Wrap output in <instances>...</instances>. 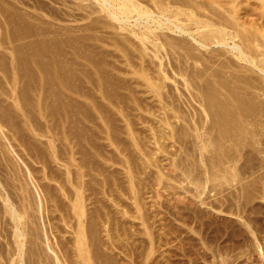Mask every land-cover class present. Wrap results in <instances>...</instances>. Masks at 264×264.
I'll list each match as a JSON object with an SVG mask.
<instances>
[{
    "label": "rangeland",
    "instance_id": "rangeland-1",
    "mask_svg": "<svg viewBox=\"0 0 264 264\" xmlns=\"http://www.w3.org/2000/svg\"><path fill=\"white\" fill-rule=\"evenodd\" d=\"M7 1V0H6ZM11 1H14V2H11ZM10 2H11V4L12 5H10V6H8L7 4H6V2H4V1H2L3 3H1V1H0V5H5V7H6V5H7V7L10 9V8H12V7H14V6H16L15 8H17L16 10H19L18 12H16L15 11V9H13L12 8V10H14V12L10 9L9 10V13H8V15L9 16H11L12 14L14 15L13 17H14V20L16 19H18L16 22H14L15 23V27L13 26V28L15 29L16 28V30H17V32L18 33H24L26 30H27V32H29V34L28 33H25V34H28V36L29 37H26V35H22V37L20 36V34H18L17 32H15V30L13 29V31L15 32V35H17L18 34V36L15 38V39H17L16 40V43H15V45L17 46V48L14 46V43H13V45H11L10 43V45H8V46H10V48H12V46H14L13 48H14V50H15V48H16V52H17V50H19L20 48V50H19V54L18 53H16V55H17V57H19V56H22L21 58L19 57V66H21L22 64V67H20L21 69L19 70L20 72L17 74V76L20 78V79H18V83H17V85H15V89H16V92H12L11 93V91H12V86L14 87V80H13V74H12V76H10L9 75V73H10V71L12 70V68L9 66V65H11V64H9L10 62H9V59L11 60V53H10V51H9V49H5V48H8V46L6 45V46H4L5 45V42L7 41V42H11L12 40L11 39H9V41L7 40V38L5 39V42H4V44L2 43V47L0 48V59H1V62L2 63H4V64H2V63H0L1 65L0 66H3V68H1L0 67V107L1 108H3V109H1L0 108V111H1V113L3 114H5V112L6 113H10V115H12V117H13V121H14V123H15V125L17 126V128H15L14 130H15V142H17V143H15V145L17 146L16 147V151H17V153L20 155V157H22L23 159V161L25 160V162H27V165H30L31 167V169H32V171H33V175L32 176H34V177H32L33 179H35V180H37L36 182L38 183H36V182H34L35 180H33L32 178V180L31 181H33L34 182V185H35V188H34V186H33V182H32V184H30V186H28V187H30V192H31V194H32V196H33V199H32V209L33 210H31L30 212L31 213H33V215H31L30 216V223L33 225H31L32 226V232L33 233H35L36 234V236L35 235H32V237L31 238H29V242H28V244L27 245H29L27 248H29L30 250L28 251V253L30 254H28V253H26V255H27V257H29V258H27L26 257V260H30L29 261V263L28 264H33V262H35L34 264H53V261H51L52 260V252H50L51 250L48 248V246H47V244H46V241L44 240V238H47L46 236H44L45 234H43L44 233V231L46 232V229H47V232H48V236H49V241H50V244H51V246L54 248V249H57V251L60 253V254H62V256H64L65 258L63 259L64 261L66 260L67 262H68V259H69V264L72 262V261H76L75 259H77V256L75 255V252H74V249L72 250V248H74V238L73 237H75V229H74V232H73V227L72 226H74V227H76V225H74L75 224V220L74 219H71L70 218V220L68 219L69 218V216H71V215H69L70 214V212H69V209H70V204H71V202H70V200L68 199L69 197V195H71L70 193H67L66 194V196H65V194L64 193H66L65 191H70V189L72 188L73 190H74V188H73V186H71L72 185V183L73 182H77V180H78V178H79V176H78V169H76V166H77V164L75 165V164H73L74 162L73 161H70V163L72 162V173L74 172L75 173V171L77 172V173H73V175L71 174V177L73 176V178H72V183H70V182H66V177H65V170H66V167H65V165H66V163H67V161L68 160H70V157H68V156H70V155H68V151H67V149H65V143H64V145H63V143H62V141L64 140V139H61V137H62V135L60 134V135H56V137H55V141L56 140H58V141H54L55 142V145H57L56 147H55V150H56V153H57V160H52L53 158H51V150H50V142H49V137H52L53 138V134H52V132H49L48 130L51 128V127H49V126H52L51 124H54V126H59L60 124H59V121L61 120L60 119V115H61V117H62V115L64 114V116H65V113H66V115H69L68 116V118L71 116V114L73 115V113L75 112V111H77L78 113H79V115H80V118H81V116H84V115H86L87 114V110H86V108L84 107V106H77V104H93V103H91V99H94V100H96L97 99V97H99L100 98V95H99V93H98V91L96 90V89H94V82H96L97 83V81L99 80L100 82H102L103 84H106L105 82H107L108 84H109V86L111 85V87H109L108 85H107V87L109 88H107L105 85V88H106V90L108 91V92H111V99L112 100H109V101H111V102H109L108 100H105V99H102V102H101V99L99 100V103L98 104H100V102H101V104H104V102H105V104H107V103H111V104H120L121 102L123 103V104H126L125 106H127V107H125L124 105L122 106V107H124V110L126 111V114L128 113L130 116H131V118H130V116L128 115V117L130 118L129 120L131 121L130 123H131V132H130V130H128V126H127V121L125 120V118L124 117H121L122 115L120 114V112L117 110V109H115V107L113 106V108H111L112 109V111H113V114L111 115V117L113 116L115 119H116V117H117V121H114L113 120V117H112V121L111 122H109L110 121V119L108 118V122H109V125L111 126V129H112V138L110 137V139L112 140V142H111V140H109V138L107 137L106 138V136L105 135H103L104 133H101L100 134V136L99 135H97V134H95V136H96V138L95 137H93V136H91L90 134H91V130H89L88 129V133L86 132L85 133V137H86V139H88V137L89 136H91V137H89V140L87 141L86 139H84L85 141H83V143L84 144H86V146L85 145H83V143H82V145L83 146H79V148H80V152H79V155H76V157H78L81 161H83V160H86V158L88 157V156H90L91 158H92V161H94L93 163H91V160L88 162V160L86 161V163H85V161H83V162H81V161H79V162H81L82 164H83V166H84V168H85V166L87 165V163L89 164V166H90V168L92 167V169H89V168H83L84 170H85V174L87 175L85 178H84V180H85V183L87 184L86 185V188H85V196H86V209L88 208V213H87V217L88 218H90V220H89V224L88 225H91L92 223V225L91 226H93V228L92 229H95L94 231H95V235H96V239H95V245H93V247H94V254L95 255H98V256H100L101 254H102V256H100L99 258H100V261H99V263L100 262H102V263H100V264H230L231 262V264H264V254H263V252H264V220H262V219H264V197H263V192H264V188L262 189L261 188V185H262V183H260V180L259 181H256V179L257 178H253V177H251V175H248V174H250V173H248L246 176V178H248V181L249 180H252V178H253V180H255L256 181V185L258 186V184L260 185V187L259 188H261V189H257V190H259V192H261V193H259V192H257V190H254V189H256L257 188V186H256V188H254L253 187V183L255 182V181H253V182H247L246 183V185L248 184V187H246V188H249V185H252V187L253 188H249V190L250 189H252V191H256V193H259V195L258 194H256V195H258V196H255L254 194V192H252L251 190V192L249 191H245V195H246V197L247 196H250V198L251 199H248V198H246L245 197V195H244V197L243 196H241V194H240V196L238 195V194H236L237 192H239V193H241V191H237V189L235 188V186L237 185V184H239L238 182H235V184H233L234 185V187L232 186V184L230 185V184H228V185H230L231 186V188H233V190H230L231 188H229L228 186V188L225 186V185H227V184H224L223 186L224 187H226V189H227V191L229 192H227L226 194H227V196L230 194V191H231V193L234 191V189H235V192H233L232 194L234 195L235 194V196H237V199H235L236 197H234V196H232L231 194V196L229 195L228 196V198H226V195H225V197H223V195H222V193L223 194H225V192H226V189H224L225 191L224 192H222L223 191V186H221V185H219V189L217 188L218 187V185L217 184H214V183H216L217 181H215V182H211V180H209V182H211L210 184H212V185H214V187L212 188V187H210V184H209V182H207V186L206 187H209L208 189L206 188L205 189V192H204V195L202 196H200L199 198H197V197H193V196H191V195H194L193 193H196V195L195 196H198L197 194H198V191L197 190H195V186L194 185H192V184H189L188 182H186V183H188L189 185H191V186H188V185H186V183L185 182H182V180L184 181L185 180V177L183 176V173L181 174L180 173V171L182 172V170H180V171H176V170H178V169H176V165H177V163L179 162V163H181V159H184L185 160V155H188L187 153H186V151H187V149H186V147H184L185 149H183V151L186 153H182V154H180V156L181 157H178L179 159H180V161L178 160V162L175 160V158H176V153H175V151H176V149L178 148V143L177 142H175L174 141V139H172V138H169V137H167L168 136V134L171 132H169V129L170 128H168V125H166L165 124V122H163L162 123V121H164V119H166V118H164V116H166L167 117V115H165V114H168L169 116H170V119H171V117H172V115H173V118H175L176 117V114H175V112H174V110H171V108H174L175 106H172V105H175V104H177V106L175 107V109H180V110H182V108L180 107V108H177V107H179L180 106V104L182 105V107L184 108L182 111H185L186 110V112L189 114V112L191 111V112H193L194 111V109H196V106L198 107V103L200 104V101L205 97V98H207V95L210 97V95L212 96V94L210 93L209 94V92H212V90L211 89H214V90H216V92H217V90H219V92H217V94L219 95L220 94V89L218 88H212L213 87V85H214V82H212V81H214V79H215V77H216V75L214 76L213 74H224V78H226L227 76H230V75H228V72H226L224 69H220L221 67H223L221 64H220V66H218V64L219 63H217L216 64V62H221V61H219V53H220V50H221V53H222V57H221V59H222V62H225L226 63V59H228V60H231V57H232V59L236 62H234L233 63V66H231L232 67V69H234L233 71H232V69H230V68H225V69H229L230 71H231V73H229V74H232V73H235V72H237V75H239V73H242L243 75H245V73H247L248 71H246V72H244V70H245V68H246V66H247V68H249V67H251L253 70H255V71H249L246 75L247 76H249V74L250 75H252V76H249V77H252V78H254L253 76H255V79H256V82L257 81H259V79H261L260 80V85H261V87L263 88V85H264V73H262L261 71H259V69H257V68H255V67H252L251 65H250V63H248V62H243V61H238L236 58H235V56L233 55V53H231V51H229V47L228 46H225V45H222V47H221V45H213L212 47H211V49H209L208 50V48H210V47H208V48H205L204 49V47H202V46H200L197 42H195V41H193V39H191L189 36H187V35H181V34H178V33H170L171 35L173 34V35H175L177 38L179 37L180 39H182V41L184 40V37H185V41L183 42L184 44L186 43L190 48H189V52L188 51H182L181 49H179V51L178 50H174V49H171L170 50V47H168L167 48V50H165V49H163L162 50V56H161V54H160V56L162 57V60H163V69H164V71L167 73V74H169V78L167 79H164L165 80V82H164V80H163V77L161 78L160 76L162 75V74H164V72L162 71V73H161V71L159 70L160 68H159V64H160V59H158V58H155L154 56H153V52L151 51V50H149V49H145V46L136 38V40L134 41V40H132L131 41V39H135V37L132 35V34H130L128 31H122L121 30V32H120V30H116V29H113L112 28V25H114V23L110 20V24H112V25H110V28L108 27L109 26V24L107 25V27L106 26H104L105 24H107V23H109V20H108V22H106L107 20H104L105 21V23L104 22H102V23H104L103 24V26H102V23H101V21H103L102 20V18H98L99 19V21L100 22H98V23H101L100 25L103 27H101L98 23H97V21H96V24L94 23L95 21L94 20H97L96 18H97V16H99L100 17V15L98 14V15H93V16H91V14L89 13L91 10H89L88 11V9L87 8H85L86 6L88 7V5H89V3H92V1H87L88 3H87V5H86V1L85 2H83V0L81 1V0H56V1H54V0H21V2H19L20 0H11ZM18 1V2H17ZM26 1V2H25ZM28 1V2H27ZM31 1V2H30ZM39 1H41V2H39ZM45 1V2H44ZM50 3H48V2ZM51 1V2H50ZM66 1V2H65ZM74 1H75V3H76V5H75V3H74ZM201 1V0H200ZM203 1V0H202ZM208 2V1H216V3H221V5H225L226 7H228V8H231V7H235L236 6V10H237V15L239 16V20L240 21H242V22H244V23H246L249 27H251V26H255V27H257V28H260V29H264V4H263V2H261V0H235V1H233V0H204V2ZM7 2H9V0L7 1ZM9 2V3H10ZM58 3V4H56V3ZM5 3V4H4ZM17 3V5H15ZM38 4L37 6H35V4ZM45 3V4H44ZM52 3H54V5L52 4ZM84 3V4H83ZM219 3V4H220ZM18 4H20V5H18ZM27 4V5H26ZM40 4L41 5H43V6H40ZM71 4H73V5H71ZM236 4V5H235ZM22 5V6H21ZM32 5V6H31ZM80 5H84V8L86 9L85 11H84V8L81 10L80 8H82L83 6H81L80 7ZM17 6H20V8H18ZM48 6V7H47ZM55 6V7H54ZM66 6H67V8H66ZM76 6H79V7H76ZM2 6H0V8H1ZM5 7L3 8H1L0 10H6L5 9ZM6 7V8H7ZM33 7V8H32ZM47 7V8H46ZM50 7H51V9H50ZM59 7V8H58ZM62 7V8H61ZM65 7V8H64ZM70 7V8H69ZM7 8V9H8ZM28 8V9H27ZM76 8V9H75ZM21 9V10H20ZM23 9V10H22ZM47 9H49V10H47ZM66 9V10H65ZM70 9V10H69ZM72 9V10H71ZM81 10V11H79V10ZM28 12H31V10H32V12L30 13L31 14V16H32V14L33 13H35V14H33L34 16H36V18L34 17V16H32L31 18H33V20H31V18H29V20H31L30 22V25H28V27L27 26H25L24 27V24L23 23H21L22 21H28V17H30L29 16V13H27V11ZM30 10V11H29ZM64 10H65V12H64ZM7 11L8 10H6L5 11V13L4 14H6L7 13ZM12 11V12H11ZM52 11V12H51ZM59 11V12H58ZM68 11H69V14H68ZM75 11V12H74ZM88 13H87V12ZM16 12V14H20L21 12V18H20V20H19V17L17 18V16L18 15H16L15 16V13ZM46 12H48V14H46ZM83 12V13H82ZM24 13H26V14H24ZM52 15H51V14ZM55 13H56V15H55ZM71 13V14H70ZM82 13V14H81ZM84 13H87V14H89V16L87 15V14H85L84 15ZM28 14V15H27ZM61 14V15H60ZM65 14V15H64ZM78 14V15H77ZM80 14V15H79ZM104 14V13H103ZM102 14V15H103ZM25 15H27L26 16V18L23 20V16L25 17ZM39 15V16H38ZM62 15H64V16H62ZM69 15V16H68ZM74 15H76V16H74ZM101 15V16H102ZM105 15V14H104ZM104 15H103V19H108L107 17H105L104 18ZM49 16V17H48ZM51 16V17H50ZM81 18H80V17ZM85 16H87L88 18H86L85 19ZM95 16V17H94ZM12 17V18H13ZM41 17V18H40ZM45 17V18H44ZM47 17V18H46ZM54 17V18H53ZM61 17V18H60ZM64 17V18H63ZM70 17H71V19H70ZM76 17V18H75ZM79 17V18H78ZM83 17H84V19H83ZM41 20H40V19ZM50 18V19H49ZM75 18V19H74ZM90 18V19H89ZM69 21H68V20ZM79 19V20H78ZM82 19V20H81ZM91 19H92V21H91ZM22 20V21H21ZM34 20H35V22H34ZM42 20H43V22H44V24H43V22H42ZM46 22H45V21ZM63 20V22H61ZM89 20V21H88ZM19 21V22H18ZM21 21V22H20ZM24 21V22H25ZM39 21V22H38ZM33 22V23H32ZM53 22V23H52ZM57 22V23H56ZM88 22H89V24H88ZM112 22V23H111ZM13 23V24H14ZM29 24V22H25V24ZM63 23V24H62ZM23 24V25H22ZM32 24H33V26H32ZM42 24V25H41ZM56 24H58V26L56 25ZM69 24V26H67ZM20 25V26H19ZM49 25H50V27H52L51 29H53L52 31H50L49 29H47V28H50L49 27ZM54 25V26H53ZM61 25V26H60ZM63 25V26H62ZM74 26V27H71V26ZM76 25H79L81 28H83V29H81L79 26H76ZM45 26V27H44ZM59 26H60V28H59ZM86 26V27H85ZM95 26V27H94ZM97 26H100V27H97ZM29 27H31V28H29ZM38 27V28H37ZM39 27H41V28H39ZM55 27V28H54ZM64 27H66L67 28V30H66V28H64ZM88 27V28H87ZM89 27H91V28H89ZM97 27V28H96ZM106 27V28H105ZM4 27L2 26V29H3ZM29 30H28V29ZM76 28V29H75ZM87 28V29H86ZM115 28V27H114ZM23 29V30H22ZM25 29V30H24ZM37 31V32H35V30ZM44 29V30H43ZM58 29V30H57ZM60 29V30H59ZM73 31H72V30ZM92 29V31L90 32V30ZM104 29H106L107 30V32L104 30ZM34 32H33V31ZM41 30V31H40ZM69 30V31H68ZM78 30V31H77ZM84 30V31H83ZM114 30V31H113ZM21 31V32H20ZM40 31V32H39ZM48 31V32H47ZM67 31V32H66ZM70 31H72L71 33H70ZM108 31H110V32H108ZM117 31V32H116ZM43 32V33H42ZM59 32V33H58ZM79 34V35H77V33ZM82 32V33H81ZM89 32V34H87ZM98 32V33H97ZM101 32V33H100ZM103 32V33H102ZM115 32V33H114ZM125 32V33H124ZM168 32V31H167ZM34 33V34H33ZM36 33V34H35ZM74 35H73V34ZM85 33V34H84ZM109 33V34H108ZM110 33H112V34H110ZM121 34V36H120V34ZM127 33V34H126ZM4 35H5V33H3ZM2 34V36H4ZM42 34V35H41ZM45 34H47V35H45ZM50 34V35H49ZM55 34V35H54ZM72 36H71V35ZM75 34H76V36H75ZM100 34H102V35H100ZM107 34V35H106ZM115 34V35H114ZM123 34L125 35L124 37H123ZM178 34V35H177ZM7 36H9V34H6ZM6 35L3 37V38H5L6 37ZM37 35V36H36ZM53 35V36H52ZM58 35H61V36H59L58 37ZM66 35V36H65ZM87 35V36H86ZM93 35V36H92ZM98 37H97V36ZM119 35V37H117ZM127 35V36H126ZM130 35V36H129ZM21 37V38H19L18 39V37ZM47 36V38H45V37ZM65 36V37H64ZM72 38H70V37ZM80 36V37H79ZM82 36V37H81ZM85 36V37H84ZM89 36V37H88ZM92 36V37H91ZM110 38H109V37ZM129 36V37H128ZM184 36V37H183ZM23 37H26V40L24 39L23 40ZM31 37V38H30ZM48 37L50 38L49 40H48ZM52 37V38H51ZM64 37V38H63ZM84 37V38H83ZM107 37V38H106ZM112 37H113V39H112ZM117 37V38H116ZM128 39H127V38ZM35 38H37V39H35ZM42 39V41H40L41 43H38L39 42V40H41ZM44 38V39H43ZM57 38V39H56ZM62 38V39H61ZM67 38V39H66ZM75 38V39H74ZM91 38H94V39H91ZM98 38H101V39H105L104 41L103 40H101V39H98ZM121 38V39H120ZM123 38H125V39H123ZM22 39V40H21ZM29 39V40H28ZM48 41H47V40ZM60 39V40H59ZM77 39V40H76ZM78 39H80V40H78ZM84 39H86V40H84ZM88 39V40H87ZM108 41H107V40ZM127 39V40H126ZM162 39H165V37H163ZM187 39V40H186ZM36 40H38V41H36ZM44 40V41H43ZM51 40H53V41H51ZM55 40V41H54ZM57 40V41H56ZM59 40V41H58ZM72 40V41H71ZM92 40V41H91ZM94 40V41H93ZM97 40V41H96ZM114 40V41H113ZM117 40H119L118 42H117ZM122 40V41H121ZM190 40V41H189ZM4 41V40H3ZM3 41H0V43L1 42H3ZM15 41V40H14ZM23 41V42H22ZM29 41V42H28ZM60 41H64V43L63 42H60ZM68 41V42H67ZM78 41V43H79V45H78V43H76ZM80 41V42H79ZM85 41V42H84ZM92 43H91V42ZM98 41H100L99 43H98ZM103 41V42H102ZM117 43H116V42ZM128 41H129V43H128ZM188 41H189V44H188ZM36 42V43H35ZM56 42V43H55ZM59 42V43H58ZM70 42V43H69ZM74 42V43H73ZM90 42V43H89ZM106 42V43H105ZM123 42V43H122ZM137 42V44L139 45H137V44H135ZM21 43V44H20ZM24 43H26L25 45H23ZM47 43H48V45H47ZM52 43H54V44H52ZM72 43V44H71ZM95 43V45L96 44H98V46H95V47H93L94 44ZM111 43V44H110ZM125 43V44H124ZM130 43H132V46H130L131 44ZM191 43V44H190ZM194 43V44H193ZM30 44V45H29ZM33 44V45H32ZM37 44V45H36ZM50 44V45H49ZM60 44V45H59ZM67 44V45H66ZM74 44V45H73ZM88 44V45H87ZM101 44H102V46H103V48H102V46H101ZM104 44V45H103ZM117 44H118V46H117ZM121 44V45H120ZM133 44H134V47L135 46H137V47H135V50H134V48H132L133 47ZM195 44H197V45H195ZM1 45V44H0ZM29 46V48H27L28 46ZM44 45V46H43ZM63 45V46H62ZM68 46V47H66V46ZM71 45V46H70ZM113 45V46H112ZM117 46V48H115L116 46ZM124 45V46H123ZM129 45V46H128ZM141 45V46H140ZM191 45H193V46H191ZM195 45V46H194ZM48 48H47V47ZM51 46V47H50ZM77 46H80L79 48H81V50L77 47ZM87 46V47H86ZM90 46V47H89ZM101 46V47H100ZM127 46V47H126ZM149 46L150 47H152L151 46V44L149 43ZM43 47V48H42ZM56 47V48H55ZM58 47V48H57ZM66 47V48H65ZM71 47V48H70ZM72 47H76V48H74V50L72 49ZM84 48V50H85V52H84V50H83V48ZM97 47V50L95 49ZM99 47V48H98ZM105 47V48H104ZM106 47H108V48H106ZM124 47V48H123ZM130 47L132 48L131 50H130ZM140 47V48H139ZM225 47V48H224ZM13 48H12V52L14 53V51H13ZM39 48V49H38ZM44 49V50H42V49ZM90 48V49H89ZM102 48V49H101ZM115 48V49H114ZM125 48H126V51H125ZM195 48V49H194ZM25 49V50H24ZM29 49V50H28ZM32 51H34V52H32ZM35 49V50H34ZM50 51H49V50ZM51 49L53 50L52 52H51ZM57 49V50H56ZM64 49V50H63ZM66 49V50H65ZM70 49V50H69ZM71 49H72V51H71ZM77 49V54H75V50ZM86 49H88V50H86ZM92 49V50H91ZM106 51H105V50ZM123 49V50H122ZM139 49V50H138ZM145 51V52H147L148 50V54H146L143 50ZM200 49V50H199ZM202 49H204V50H202ZM218 49H220L219 50V52L217 51ZM223 49V50H222ZM2 50V51H1ZM22 50V51H21ZM23 50L25 51V52H23ZM102 50V51H101ZM107 50L108 51H111L110 52V54L112 55H110V54H107V53H109V52H107ZM138 50V51H137ZM142 50V51H141ZM193 50V51H192ZM211 50V51H210ZM225 50H227L228 51V53H227V51H225ZM5 51V52H4ZM44 51V52H43ZM48 51V53H46ZM60 51V52H59ZM64 51H65V53H64ZM81 51V52H80ZM89 53H88V52ZM98 51V52H97ZM117 51H118V53H117ZM130 51V52H129ZM134 51H135V53L137 54L138 53V55H136L135 53H134ZM139 51H140V53H139ZM172 51V52H171ZM190 51H191V53L192 52H195V53H197V56H199L200 57V55L201 54H203V53H205V55L206 56H208V57H211V55H212V57H214V56H217L216 58L218 59L216 62H213V63H215V67L214 66H210L209 64L210 63H206L205 64V62L204 61H201V63L200 62H198V63H193V61H194V59H193V61H192V59L190 58V60H189V57H188V59H187V56H189V54H191L190 53ZM199 51V52H198ZM214 51H216L215 53H214ZM10 53V54H7V53ZM55 52V53H54ZM70 52V53H69ZM73 52H74V54H73ZM83 52H84V54H83ZM91 52V53H90ZM100 52V53H99ZM132 52V53H131ZM165 52V53H164ZM200 52H203V53H201L200 54ZM6 53V54H5ZM27 53H28V55H27ZM62 53V54H61ZM79 53H81L80 55H79ZM87 53V54H86ZM92 53H93V55H92ZM103 53V54H102ZM123 53V55H120V54H122ZM150 53V54H149ZM173 53V54H172ZM185 53H188V55L187 54H185ZM213 53H214V55H213ZM231 53V54H230ZM36 54H38V55H36ZM41 54V55H40ZM47 54V55H46ZM53 54V55H52ZM59 54H60V56H59ZM66 56H65V55ZM67 54H73V55H68L67 56ZM83 54V55H82ZM99 56H97V55ZM100 54V55H99ZM116 54V55H115ZM127 54H129V56L127 55ZM133 54V55H132ZM167 54H169V55H167ZM185 54V55H184ZM199 54V55H198ZM211 54V55H210ZM216 54V55H215ZM29 55H33V56H29ZM40 55V56H39ZM64 56V58H63V56ZM91 57H89V56ZM103 56V58H102V56ZM104 55H108V57L106 58V56H104ZM135 55V56H134ZM142 55V56H141ZM148 55V56H147ZM151 55H152V57H151ZM177 55V56H176ZM195 55V54H194ZM193 54L191 55V56H194ZM204 55V54H203ZM204 55V56H205ZM226 57H225V56ZM30 58H29V57ZM42 56V57H41ZM44 56V57H43ZM53 56H54V58H53ZM77 56H79V57H77ZM82 56V57H81ZM85 56V57H84ZM93 56V57H92ZM111 56V58H109ZM116 56H117V58H116ZM121 58H120V57ZM127 56L129 57V58H127ZM133 56H134V58H133ZM139 56L143 59L144 58V60H146V59H148V58H150V59H148V61H145V62H141L142 60H141V58L139 59ZM173 56V57H172ZM179 56V57H178ZM184 56H186V59H185V57ZM196 56V55H195ZM202 56V55H201ZM10 57V58H9ZM26 57H28L27 59L29 60L28 62H27V60H26ZM70 57V58H69ZM73 57V58H72ZM98 58V59H95V58ZM105 57V58H104ZM113 57V58H112ZM133 58V59H130V58ZM176 57V58H175ZM224 57V58H223ZM229 57V58H228ZM7 58V59H6ZM24 58H25V60H26V62L24 61ZM36 58V59H35ZM40 60H39V59ZM58 58V59H57ZM60 58V59H59ZM62 58V59H61ZM80 58V59H79ZM93 58V59H92ZM100 58V59H99ZM115 58V59H114ZM163 58H165V59H163ZM181 58H184L186 61H184V59H181ZM205 59H206V57H204ZM4 59H5V61H4ZM20 59L23 61L22 63H21V61H20ZM43 59V60H42ZM76 59V60H75ZM85 59V60H84ZM89 59H91V60H93V62L94 63H96L97 65H95V64H91L88 60ZM96 61H95V60ZM102 59V60H101ZM111 59H113V60H111ZM116 59H117V61H116ZM156 59V60H155ZM220 59V60H221ZM8 60V61H7ZM17 60H18V58H17ZM32 60H34V62L32 61ZM52 60V61H51ZM53 60H56V61H53ZM67 60V61H66ZM78 60H80L79 62H78ZM84 60V61H83ZM87 60V61H86ZM100 62H99V61ZM143 60V61H144ZM178 60V61H177ZM225 60V61H224ZM227 60V61H228ZM66 61V62H65ZM71 61V62H70ZM81 61H83V62H81ZM98 61V62H97ZM116 61V62H115ZM130 61V62H129ZM134 61V62H133ZM157 61V62H156ZM165 61H166V63H165ZM174 61V62H173ZM7 62H9V63H7ZM29 62H30V64H29ZM36 62H37V64H36ZM41 64H40V63ZM65 62V63H64ZM69 62V63H68ZM103 62H105V63H103ZM145 64V67L144 68H146V71H148L147 70V67L148 68H150L152 71H150V69H149V76L150 77H154V79L156 78V77H158V78H161L162 80H160V81H162L165 85H163V84H161V82L159 81V79L158 78H156V80H154L153 79V81H156L157 83H159L160 82V84H161V90H160V93L161 94H163V97L162 96H160V95H158V93H156L155 91H153V89L151 88V86L150 85H148V86H150V87H148L147 86V84H148V81L146 82L144 79H145V76H143L142 75V71L141 70H139L138 71V69L140 68V66L142 67V65L140 64ZM152 62H154V63H152ZM177 64H176V63ZM202 62H204L203 64H202ZM230 62V61H229ZM20 63H21V65H20ZM50 63V64H49ZM79 63V64H78ZM87 63V64H86ZM120 63H121V65H120ZM126 64V66H124L125 64ZM129 63V64H128ZM130 63L134 66V69H132V65L131 66H129L130 65ZM135 63V64H134ZM147 63V64H146ZM158 63V64H157ZM189 63V64H188ZM6 64V65H5ZM47 64H49V65H47ZM56 66H55V65ZM61 64V65H60ZM75 64V65H74ZM77 64H78V66H77ZM92 65V67H91V65ZM104 64H106V65H104ZM139 64H140V66H139ZM165 64V65H164ZM181 64V65H180ZM192 64H193V66H194V64H195V66H194V68L195 69H190V71H189V68H191L192 67ZM237 64V65H236ZM35 65V66H34ZM37 65H38V68H37ZM59 65V66H58ZM67 65H70V66H67ZM83 65V66H82ZM86 65V66H85ZM94 65H95V67H94ZM101 65H102V67H101ZM136 65H138L139 67H136ZM157 65V66H156ZM166 65H168V67L166 66ZM183 65V66H182ZM186 67H185V66ZM199 65H200V67H199ZM201 65H209L211 68H209V70L207 71V69H208V67L206 68L205 66H204V68H206V70L203 68L202 69V66ZM236 65V66H235ZM4 66H6V67H8L9 66V68L11 69L10 71H9V69H7V68H5ZM25 66H26V68H25ZM55 66V67H54ZM66 66H67V68H66ZM91 68H90V67ZM114 66H116V67H114ZM147 66V67H146ZM156 66V67H155ZM165 66V67H164ZM188 66V67H187ZM200 69V70H202L201 72H204V71H206V72H204V73H202L201 74V76L202 75H205L206 76V73L207 74H209V72H211V71H213V72H215V68H217L216 70H217V72H215V73H213L212 72V74H209V75H211L210 77H209V75H207L208 77H207V79H206V77H204V76H202L203 77V79H201V80H203V81H205V80H208L209 78L211 79V77H212V81L209 79V85H211L210 86V88L211 89H209V85L207 86V83L206 82H208V81H205V85L208 87H205V85L203 86L202 85V83H204L203 81L202 82H200L201 80L199 79V78H197L198 76H200V73H198V75L195 73L196 72V68L197 67ZM218 66V67H217ZM240 66V67H239ZM245 68H244V67ZM28 67V68H27ZM41 68V71H40V68ZM52 67V68H51ZM69 67V68H68ZM75 67V68H74ZM96 67H98V69H99V73L97 74L96 72H98V71H96V70H98V69H96ZM100 67V68H99ZM135 67H136V69L137 70H135ZM177 67V68H176ZM220 67V68H219ZM234 67V68H233ZM43 68V69H42ZM46 68V69H45ZM58 68V69H57ZM77 68V69H76ZM80 68V69H79ZM87 68H89V69H87ZM106 68V69H105ZM119 68H121V69H119ZM174 68H175V70H174ZM181 70V68L183 69V71L185 70V68H186V70H187V72H193L194 74H195V78H196V81H195V78H193V77H189V74L186 72V70H185V72H183L184 74H182L181 72L182 71H180L179 69ZM197 68V69H198ZM1 69H3L4 71H2ZM7 69V71H9L8 73H7V71L5 72V70ZM25 69V70H24ZM28 69V70H27ZM32 69V70H31ZM34 69V70H33ZM50 69H51V72H50ZM54 69H57L56 70V75L54 74ZM64 69V70H63ZM66 69V70H65ZM72 69V70H71ZM76 69V70H75ZM94 69V70H93ZM100 69H102V70H100ZM110 69L112 70V71H110ZM128 69V70H127ZM132 69V70H131ZM140 69H143V67L142 68H140ZM199 69L197 70L198 72H199ZM244 69V70H243ZM38 70V71H37ZM49 70V71H48ZM62 70V71H61ZM68 70V71H67ZM81 70V71H80ZM86 70H87V72H86ZM93 70V71H92ZM133 70H135V73H136V71H138L139 73H141L140 75L139 74H137V75H135V74H133ZM143 70H145V69H143ZM159 70V71H158ZM219 70H221V71H219ZM226 72V73H224V71ZM228 70V71H229ZM238 70V71H237ZM2 71V72H1ZM39 71L41 72V73H39ZM43 71H45V72H43ZM59 71H60V73H62V74H60L59 73ZM78 71V72H77ZM122 71H123V73H122ZM141 71V72H140ZM154 71V72H153ZM180 71V72H179ZM229 71V72H230ZM239 71H241V72H239ZM36 72L38 73V75H36ZM47 72V73H46ZM71 72V73H70ZM88 72H89V74H88ZM102 72V73H101ZM109 72V73H108ZM151 72L152 73H154V75H152L151 74ZM161 74H160V73ZM179 72V73H178ZM191 72V73H192ZM244 72V73H243ZM250 72H252V73H250ZM255 72V73H254ZM258 72V73H257ZM4 73H7V75L6 74H4ZM11 73H12V71H11ZM10 73V74H11ZM26 75H25V74ZM43 73V75H41ZM44 73H46V74H44ZM69 73V74H68ZM104 73V74H103ZM185 73H187L188 74V77L186 76L187 74H185ZM191 73H190V75H191ZM66 74V75H65ZM84 74H86L87 75V77H86V75H84ZM99 75L98 77H97V75ZM109 74H111V75H109ZM115 74V75H114ZM133 74V75H132ZM156 74V75H155ZM177 74V75H176ZM182 74V75H181ZM194 74H192V75H194ZM226 74V75H225ZM242 74H240L239 76H241ZM10 76V78H8V77H6V76ZM30 75H31V77H30ZM36 77H34V76ZM90 75V76H89ZM95 75H96V78H95ZM114 75V76H113ZM116 75L119 77V78H117L116 77ZM175 75V76H174ZM184 75V76H183ZM217 75V76H218ZM256 75H258V77L256 76ZM263 76V78H262V76ZM40 76H41V78H43V79H41L40 78ZM46 76V77H45ZM51 76H52V78H53V80L51 79L50 80V78H51ZM60 76V77H59ZM71 76V77H70ZM103 77V78H101V77ZM105 76V77H104ZM121 76V77H120ZM138 76H143V78L142 77H138ZM173 76V77H172ZM181 76V77H180ZM214 76V77H213ZM222 76V75H221ZM260 76H261V78H260ZM25 77V78H24ZM45 77V78H44ZM62 77H64L65 79H63ZM68 77H69V80H70V78H71V80L69 81V80H67L68 79ZM75 77V78H74ZM77 77V78H76ZM84 77V78H83ZM89 77V78H88ZM176 77V78H175ZM183 77H185V78H183ZM186 77H187V79H189V83H188V80L186 79ZM201 77V78H202ZM12 78V79H11ZM40 78V79H39ZM62 78V82L63 83H65V84H63L62 82V84L65 86V87H63V85L62 84H60V80L59 79H61ZM86 78L89 80L90 79V83H88L89 81H87L86 80ZM92 78V79H91ZM101 78V79H100ZM137 78V79H136ZM191 78V79H190ZM193 78V79H192ZM222 78H223V76H222ZM259 78V79H258ZM8 79H9V81L10 82H8ZM24 79V80H23ZM34 79V80H33ZM46 79V80H45ZM59 80V82H57L58 80ZM79 79H81V80H79ZM104 79V80H103ZM131 79V80H130ZM173 79V80H172ZM180 80V82H179V80ZM184 79L186 80V83H188V84H186L187 86L188 85H190L193 81V83H195V82H197V83H195L194 84V86L196 87V89H195V87H193L194 89H192L191 88V86H188V87H190L191 88V90L192 91H190L189 90V88L187 87V86H185V83H184ZM198 79V80H197ZM231 78L229 77H227V80H229V81H231L230 80ZM39 80V81H38ZM44 80V85L46 86H43L42 87V85H43V83H42V85H41V88H40V83H41V81H43ZM55 80V81H54ZM73 80V81H72ZM75 80V81H74ZM122 80V81H121ZM193 80V81H192ZM200 80V81H199ZM227 80H226V82H227ZM11 81H12V83L13 84H11ZM67 81V82H66ZM69 81V82H68ZM85 81V82H84ZM86 81H87V83H88V85H87V83H86ZM105 81V82H104ZM110 81V82H109ZM119 81V82H118ZM131 81V82H130ZM135 81V82H134ZM140 81V82H139ZM170 83V85H169V83ZM173 81V82H172ZM192 81V82H191ZM263 81V82H262ZM22 82V83H21ZM30 82V83H29ZM45 82H46V84H45ZM77 82H78V84H77ZM85 84H84V83ZM120 82H122L123 84H129V86L130 87H128V86H126V87H128V88H126L122 83H120ZM138 82V83H137ZM166 82H167V84H166ZM198 82H200L201 83V85L203 86V87H205V88H207V89H205V88H203L201 85V87L200 86H197V85H199L198 84ZM232 82H234V81H231V82H227L228 83V85L229 84H233V86H235L234 85V83H232ZM11 84V87L9 86V84ZM36 83V84H35ZM53 83H55V84H53ZM70 83V84H69ZM131 83V84H130ZM137 83V84H136ZM145 83H147V84H145ZM259 83V82H258ZM262 83V84H261ZM5 84V85H4ZM59 84V85H58ZM67 84H69V86L71 85V87H73V88H71L70 90L68 89V87L69 86H67L66 87V85ZM76 84V85H75ZM133 84V85H132ZM179 84V85H178ZM180 84H181V86H180ZM213 84V85H212ZM38 85V86H37ZM56 85V86H55ZM73 85V86H72ZM75 85V86H74ZM93 86V91L91 90L90 91V86ZM119 85V86H118ZM122 85H123V87H122ZM172 85V86H171ZM174 85V86H173ZM192 85V84H191ZM230 85V86H231ZM34 86V87H33ZM36 86V87H35ZM57 86H59V87H57ZM92 86H91V88H92ZM137 86V87H136ZM140 86V87H139ZM144 86V87H143ZM170 86V87H169ZM178 86V87H177ZM193 86V85H192ZM215 86V85H214ZM8 87H10V88H8ZM29 87V88H28ZM32 87V88H31ZM61 87H63V88H61ZM75 87H76V89H75ZM89 87V88H88ZM117 89H115V88ZM134 87V88H133ZM139 87V88H138ZM146 87V88H145ZM162 87H164V88H162ZM183 87H184V89H183ZM200 87V88H199ZM2 88H5V89H2ZM24 88V89H23ZM43 88V89H42ZM64 88H67V89H64ZM77 88H78V90H77ZM85 88V89H84ZM88 88V89H87ZM124 89V91H123V89ZM140 88H142V89H140ZM144 88V89H143ZM149 88H151V90L155 93V94H157L158 95V97L155 95V94H153V92L152 91H150V89ZM166 88V89H165ZM168 88H171V89H168ZM180 88H182V89H180ZM188 88V89H187ZM197 88H199L201 91H199ZM10 89H11V91H10ZM34 89V90H33ZM46 89V90H45ZM52 89V90H51ZM62 89H64V90H62ZM74 89V90H73ZM87 89V90H86ZM112 89V90H111ZM115 89V91H113ZM133 89H134V91H133ZM140 89V90H139ZM164 89V90H163ZM173 89H175V90H173ZM203 89H205V90H207V95H206V93H204L205 95H203V93H202V91H203ZM252 89V88H251ZM264 89V88H263ZM261 90V94L263 95V91L264 90ZM26 90V91H25ZM48 90V91H47ZM56 90V91H55ZM66 90V91H65ZM95 90H96V92H95ZM111 90V91H110ZM128 90V91H127ZM148 92H147V91ZM169 90H171V94H170V92H169ZM189 90V91H188ZM198 90V92H196V91ZM204 90V92H206ZM211 90V91H210ZM7 91H9L8 93H7ZM15 91V90H14ZM76 91H77V93H76ZM87 91H90V92H87ZM163 91V92H162ZM175 91V92H174ZM184 91H185V93H184ZM244 90H241V92H243ZM2 92H3V94H2ZM5 92V93H4ZM68 92V93H67ZM79 92H82V93H80L79 94ZM85 94H84V93ZM95 92V93H94ZM119 93V95H118V93ZM130 92V93H129ZM192 92H194V93H192ZM195 92H196V95H195ZM202 93V95H200V93ZM214 92V91H213ZM251 92H253V90H251ZM250 92V93H251ZM258 92V93H257ZM7 93V94H6ZM11 93V94H10ZM15 93H16V95H15ZM27 93V94H26ZM40 93V94H39ZM69 93H71L70 95H69ZM90 93V94H89ZM93 93V94H92ZM128 96H126L125 94ZM128 93V94H127ZM145 93V94H144ZM149 93V94H148ZM190 93H192V94H190ZM199 93V97L197 96V94ZM255 93H257L256 94V96L258 95V97H256V98H258V100H259V102H257L258 100L253 96ZM259 93H260V91H256V90H254V94L253 93H251V95H252V97H251V95H250V99H249V96L247 97V95L248 94H246V99H249V101L252 99V98H255V99H252V100H257V101H255V102H257L258 104H263L264 103V96H262V98H261V94L259 95ZM6 96H5V95ZM12 94H14L15 96H17V100H18V104H21V107H18V108H16L17 106H13L12 105V102H13V104L15 103L16 104V102H14V101H16V100H14L15 98V96L14 95H12ZM41 94H42V97H41ZM45 94V95H44ZM60 94V95H59ZM64 94V95H63ZM83 94V95H82ZM94 94H95V96H94ZM96 94H98V95H96ZM117 96H116V95ZM122 94H123V96H122ZM132 94V95H131ZM146 94H148V95H146ZM175 96H174V95ZM193 94L195 95V97L198 99V98H200L201 96L203 97L201 100L199 99V102H198V100L193 96ZM2 95V96H1ZM8 95V96H7ZM12 95V97L10 98V96ZM22 95V96H21ZM27 95V96H26ZM51 95V96H50ZM73 95H75V96H73ZM134 95V96H133ZM135 95H136V97H135ZM150 95V96H149ZM213 95H216V93H213ZM221 95V94H220ZM223 95V94H222ZM222 95L219 97V98H221L222 97ZM225 95H226V93H225ZM225 95H223V96H225ZM26 96V97H25ZM33 96V97H32ZM56 96V97H55ZM77 96V97H76ZM81 96V97H80ZM113 96H114V98H113ZM131 96V97H130ZM139 96V97H138ZM143 96V97H142ZM145 96H147V97H145ZM166 96V97H165ZM193 96V97H192ZM245 96V95H244ZM6 97H7V100H6ZM19 97H21V98H19ZM67 97V98H66ZM70 97V98H69ZM73 97V98H72ZM80 97V98H79ZM94 97H96V99L94 98ZM157 97V98H156ZM159 97H162V98H159ZM9 98V99H8ZM14 98V99H13ZM25 98V99H24ZM45 98V99H44ZM54 98V99H53ZM61 98V99H60ZM82 98L83 99H85V102H84V100H82ZM119 98V99H118ZM135 98V99H134ZM139 98V99H138ZM154 98V99H153ZM170 98V99H169ZM195 98V99H194ZM204 98V99H205ZM4 99V100H3ZM11 99H12V102H11ZM36 99V100H35ZM38 99H39V101H38ZM68 99V100H67ZM74 99V100H73ZM77 99V100H76ZM78 99H80V100H78ZM123 99H124V101H123ZM132 99V100H131ZM137 99V100H136ZM142 99V100H141ZM156 99V100H155ZM163 99V100H162ZM168 99V100H167ZM172 99V100H171ZM179 99V100H178ZM189 99V100H188ZM209 99V98H208ZM207 99V100H208ZM261 99V100H260ZM7 102H6V101ZM48 100V101H47ZM63 100V101H62ZM87 100L89 101V102H87ZM98 100V99H97ZM117 100H118V103H117ZM120 100H122L121 102H120ZM139 100V101H138ZM141 100V101H140ZM150 100V101H149ZM152 100H154V101H152ZM171 100V101H170ZM181 100V101H180ZM186 100H188L187 102H186ZM195 100H196V102H195ZM206 99L205 100H203V102H205V101H207ZM67 101V102H66ZM70 103H69V102ZM115 101H116V103H115ZM126 101V102H125ZM128 101V102H127ZM132 101V102H131ZM137 101V102H136ZM147 101V102H146ZM149 101V102H148ZM167 101H169V102H167ZM177 101V102H176ZM192 101V102H191ZM261 101H263V102H261ZM22 102V103H21ZM27 102V103H26ZM29 102V103H28ZM35 102V103H34ZM52 102V103H51ZM81 102V103H80ZM107 102V103H106ZM129 102H131L132 104H129ZM153 102H156V103H153ZM191 102V103H190ZM198 102V103H197ZM251 102H254V101H251ZM7 103V104H6ZM53 104V105H46V106H42V107H40L39 105H37V104ZM56 103H58V104H66V105H64L63 107H56L55 105H57ZM75 103V104H74ZM121 103V104H122ZM135 103V104H134ZM144 103V104H143ZM166 105H165V104ZM187 104V106H186V104ZM12 105V107H11V105ZM29 104V105H28ZM33 104H34V106H33ZM71 104H74V105H76V106H74V105H71ZM129 104V105H128ZM159 104V105H158ZM178 104H179V106H178ZM191 104V105H190ZM193 104H196L195 106H192ZM32 105V106H31ZM134 107H133V106ZM135 105H137V106H135ZM145 105V106H144ZM149 105V106H148ZM163 105H164V109H163ZM188 105H190V106H192V107H194V109L191 107L190 109L188 108V107H190V106H188ZM71 106V107H70ZM74 106V107H73ZM130 106V107H129ZM151 106V107H150ZM159 106H161V107H159ZM166 106H168V107H166ZM8 107H9V109H8ZM15 107V108H14ZM23 107H24V109H23ZM25 107H26V109H25ZM76 107V108H75ZM77 107H78V110H76L77 109ZM81 107V108H80ZM84 107V108H83ZM139 107V108H138ZM149 107V108H148ZM156 107H157V109H156ZM28 108V109H27ZM50 108V109H49ZM65 108V109H64ZM127 110H129V111H127ZM140 109V110H138V109ZM187 108V109H186ZM14 109H16L15 111H14ZM23 109V110H22ZM45 109H46V111H45ZM48 109V110H47ZM58 109V110H57ZM68 109V110H67ZM72 109V110H71ZM75 109V110H74ZM83 109H85V110H83L84 112H86V113H84V115H81V113H83V111L82 110ZM131 109V110H130ZM147 109H149L151 112H149ZM152 109H155V110H152ZM168 109V110H167ZM191 109H193V110H191ZM197 109H199V108H197ZM10 110V111H9ZM24 110H26L25 112H26V114L28 115V116H24V114H25V112H24ZM39 110V112L37 113L36 111H38ZM43 110V111H42ZM60 110V111H59ZM64 110H67V111H65L64 112ZM80 110L82 111V112H80ZM135 110H137V111H135ZM165 112H164V111ZM166 110H167V112H166ZM187 110H190V111H187ZM200 110V109H199ZM54 111V112H53ZM111 111V112H112ZM118 111V112H117ZM133 111V112H132ZM135 111V112H134ZM139 111H140V113H139ZM144 111H145V113H144ZM153 111V112H152ZM160 111L162 112V113H160ZM168 111H169V113H168ZM173 111V112H172ZM15 112H17L16 114H15ZM71 114H70V113ZM115 112H117V113H115ZM137 112V113H136ZM156 113V115H155V113ZM157 112H159V114L157 113ZM50 113H51V115H50ZM58 113V114H57ZM61 113V114H60ZM125 113V112H124ZM131 113V114H130ZM133 113V114H132ZM154 113V114H153ZM18 114V115H17ZM37 116H36V115ZM116 114V115H115ZM135 114V115H134ZM151 114V115H150ZM21 117H20V116ZM55 117H54V116ZM59 115V116H58ZM118 115H119V117H118ZM147 116V117H144V116ZM152 115H154V116H152ZM159 115H161L162 116V118H161V116H159ZM190 115H191V113H190ZM39 116H41V117H39ZM73 116H75V113H74V115ZM72 116V117H73ZM116 116V117H115ZM139 116V117H138ZM142 116V117H141ZM160 118H158V117ZM168 116V117H169ZM16 117V118H15ZM25 117V118H24ZM28 117V118H27ZM47 117V118H46ZM67 117V116H66ZM133 117V118H132ZM137 118V120H136V118ZM155 117V118H154ZM167 117V118H168ZM29 118H31V119H29ZM34 118V119H33ZM40 118V119H39ZM46 118V119H45ZM53 118H54V120H53ZM124 118V119H123ZM164 118V119H163ZM23 121H22V120ZM38 119V120H37ZM48 119V121H46ZM131 119H133V121L131 120ZM139 119H140V122H138L139 121ZM141 119H142V121L143 122H141ZM144 119V120H143ZM153 121H152V120ZM163 119V120H162ZM169 119V120H170ZM176 119V118H175ZM27 121V123H26V121ZM31 120V121H30ZM52 122H50V121ZM71 120V119H70ZM69 120V121H70ZM150 120V121H149ZM173 120V123H176L178 120H176V122H175V120L174 119H171L170 121H172ZM38 121V122H37ZM41 121H43V123L41 122ZM96 121H99V120H97L96 119ZM114 121V122H113ZM120 121V122H119ZM125 121V122H124ZM147 121V122H146ZM152 121V122H151ZM159 121V122H158ZM19 122V123H18ZM49 122H50V124H49ZM54 122V123H53ZM71 122V125H72V120L70 121ZM84 122V121H83ZM113 122V123H112ZM116 122V123H115ZM118 122V123H117ZM136 122V123H135ZM149 122H150V124H149ZM179 122V121H178ZM181 122H183V121H181ZM39 123V124H38ZM48 123V124H47ZM74 123V122H73ZM95 123H97V122H93V126H96V127H98V125L97 124H99V122L97 123V124H95ZM124 123V124H123ZM157 123V124H156ZM180 123V122H179ZM132 124H133V126H132ZM147 126H146V125ZM153 124V125H152ZM154 124H156V125H154ZM159 124H161V125H159ZM182 124H185V122L184 123H182ZM29 125H31L30 127H29ZM33 125V126H32ZM49 125V126H48ZM81 125V124H80ZM88 125H91L92 126V123L90 122V124H89V122H88ZM145 125V126H144ZM151 125V127H149ZM186 125V124H185ZM184 125V126H185ZM40 126V127H39ZM61 126V125H60ZM59 126V127H60ZM115 126V127H114ZM125 126H127V127H125ZM154 126H157V127H155L154 128ZM32 127V129H29V128H31ZM37 127V128H36ZM80 126H78V128H79ZM161 128L160 130L158 129V128ZM163 127V128H162ZM188 127V126H187ZM49 128V129H48ZM117 128H119V129H117ZM122 128V129H121ZM5 129H6V132L7 133H10V131H8V127H5ZM39 129H41L42 131H40ZM44 129V130H43ZM73 129H76V128H73ZM117 129V130H116ZM145 129V130H144ZM156 129V130H155ZM25 130V131H24ZM37 132H36V131ZM78 130H81V127L78 129ZM149 130H151V131H149ZM162 130V131H161ZM163 130H165L164 132H163ZM17 131V132H16ZM19 131V132H18ZM28 131V132H27ZM35 131V132H34ZM39 131L41 132V134H39ZM119 131V132H118ZM128 131H129V133H128ZM156 131H157V133H156ZM43 132H44V134H43ZM46 132V133H45ZM90 132V133H89ZM117 132V133H116ZM121 132H122V134H121ZM127 132V133H126ZM153 132V133H152ZM161 132V133H160ZM32 133H34V134H32ZM48 133H50V135L51 136H48L49 134ZM114 133V134H113ZM125 133V134H124ZM135 134V136H133L134 134ZM152 135H151V134ZM163 133L164 134H166L167 136L165 137V136H163ZM32 134V135H31ZM48 134V135H47ZM86 134H88L89 136H87ZM128 134V135H127ZM133 134V135H132ZM154 134V135H153ZM161 134H162V136H161ZM40 135H42V136H40ZM103 135V136H102ZM119 135V136H118ZM120 135H122V136H120ZM131 135V136H130ZM147 135V136H146ZM160 135V136H159ZM23 136V137H22ZM34 136V137H33ZM36 136L38 137V138H36ZM47 136V137H46ZM104 136H105V138H104ZM26 137H27V140H26ZM59 137V138H58ZM92 137H93V139H92ZM99 137V138H98ZM103 137V138H102ZM125 137V138H124ZM139 137V138H138ZM162 138V140H161V138ZM23 138V139H22ZM39 138H41V139H39ZM58 138V139H57ZM119 138V139H118ZM129 140H128V139ZM135 138V139H134ZM154 140H153V139ZM165 138V139H164ZM76 139V138H75ZM100 139V140H99ZM103 139V140H102ZM107 139H108V141H107ZM140 139L142 140V142L144 143V144H142V142L140 141ZM157 139V140H156ZM62 140V141H61ZM96 140V141H95ZM124 140V141H123ZM135 140V141H134ZM27 141V142H26ZM60 141V143H62V144H58V142ZM76 141V140H75ZM101 141H103V144H102V142ZM116 141V142H115ZM120 141V142H119ZM126 141V142H125ZM135 143H134V142ZM138 141V142H137ZM154 141V142H153ZM158 141V142H157ZM21 144H20V143ZM39 142H40V144H39ZM44 142V143H43ZM86 142H90L89 144V146L90 147H88V143H86ZM110 142H111V144H110ZM129 142H130V144H129ZM161 142V143H160ZM26 145H25V144ZM38 143V144H37ZM66 143H68V141L66 142ZM81 143V142H80ZM93 144V146H91L92 144ZM138 143V144H137ZM178 145H177V144ZM32 144V145H31ZM123 144V145H122ZM185 144V143H184ZM22 145H23V147H22ZM42 145V146H41ZM96 145V146H95ZM103 145V146H102ZM140 145V146H139ZM20 146V147H19ZM27 146V147H26ZM30 148H29V147ZM40 146V147H39ZM106 146H107V148H106ZM123 146V147H122ZM168 148H167V147ZM176 146H177V148H176ZM185 146V145H184ZM22 147V148H21ZM34 147V148H33ZM59 147H60V149H59ZM87 147V148H86ZM91 147H92V151H93V149H94V151H96L97 152V156L95 155L94 157H92L94 154H96V152H94V154L93 153H89V154H92V156L91 155H89V154H87V152H88V148H89V152H92L90 149H91ZM94 147H96V148H94ZM100 147V148H99ZM103 147V148H102ZM115 147H117V148H115ZM141 147V148H140ZM122 148V149H121ZM192 148H195V152L197 151L196 149H198L197 147H193L192 146ZM25 149V150H24ZM32 149V150H31ZM64 149V150H63ZM86 149V150H85ZM99 149H100V151H99ZM106 149V150H105ZM164 149H167L166 151L164 150ZM57 150H58V152H57ZM102 150V151H101ZM116 152H115V151ZM121 150V151H120ZM141 150V151H140ZM162 150V151H161ZM31 151V152H30ZM34 151H36V152H34ZM42 151H45V152H43V153H41ZM85 151H87V152H85ZM106 151V152H105ZM112 151V152H111ZM174 151V152H173ZM29 152V153H28ZM62 152V153H61ZM84 152V153H83ZM124 152V153H123ZM129 152V153H128ZM161 152V153H160ZM172 152V153H171ZM189 152V151H188ZM194 151H193V149H192V151H191V153H189V156L190 155H193V157L192 156H186V157H189L190 159L192 158H194L195 159V156L196 155H198L197 154V152L195 153V155H194V153H193ZM24 155H22V154ZM48 153V154H47ZM126 153V154H125ZM146 154V155H144V154ZM29 154V155H28ZM31 154V155H30ZM38 154V155H37ZM41 154V155H40ZM59 154H62V155H59ZM70 154V153H69ZM111 154V155H110ZM113 154V155H112ZM185 154V155H184ZM210 153H208L207 155H209ZM212 154V153H211ZM216 154H217V152H216ZM84 155V156H83ZM85 155H88L87 157H85ZM101 155V156H100ZM116 155V156H115ZM123 155V156H122ZM127 155V156H126ZM129 155V156H128ZM141 155V156H140ZM184 155V156H183ZM33 156V157H32ZM50 156V157H49ZM64 156V157H63ZM80 156H82V157H80ZM105 158H104V157ZM108 156V157H107ZM36 159H35V158ZM41 159H40V158ZM49 157V158H48ZM61 157V158H60ZM85 157V158H84ZM89 157V158H90ZM122 157H124V158H122ZM130 157V158H129ZM149 157V158H148ZM151 157V158H150ZM172 157H173V159H172ZM90 158V159H91ZM114 160H112V159ZM126 158V159H125ZM128 158H129V160H128ZM141 158H142V160L144 161H142L141 160ZM144 158V159H143ZM188 158V159H189ZM196 158H197V156H196ZM199 158V159H198ZM198 158H197V161L198 162H195L194 161V159H193V161H194V163H197V164H190V163H193V161H191V160H189L188 161V163L191 165L190 167H192L193 169H195V168H197V170L198 171H196V169L194 170V175L196 176L197 175V173L196 172H199L198 173V175H199V177L201 176L203 179L204 178H208V171H207V169L205 168H203L204 166H202V164L204 165V163L202 162V160H201V158L199 157V155H198ZM260 158H262V155L260 156ZM35 159V160H34ZM43 159V160H42ZM107 159V160H106ZM110 159V160H109ZM132 159V160H131ZM187 159V158H186ZM187 159V160H188ZM14 160L15 161H18V158L16 159V157H14ZM37 160V161H36ZM123 160H124V162L126 163L127 161H125V160H128V162L125 164L124 162H123ZM131 160V161H130ZM173 160H175V161H173ZM183 160V161H184ZM196 160V159H195ZM199 160H201V161H199ZM39 161V162H38ZM108 161H110V162H108ZM153 161V162H152ZM157 161V162H156ZM174 162V163H171V162ZM244 160H242V162H243ZM21 162V161H20ZM31 162V163H30ZM32 162H33V164H32ZM46 162H48V163H46ZM54 162V163H53ZM124 164H123V163ZM130 162H132V163H130ZM148 162V163H147ZM158 162H159V164H158ZM200 162H202V164L200 163ZM42 163V164H41ZM46 163V164H45ZM78 163V162H77ZM84 163L86 164V165H84ZM98 163V164H97ZM100 163V164H99ZM104 163V164H103ZM108 163V164H107ZM136 163V164H135ZM176 163V164H175ZM184 163H185V165H187L186 163V161H184L182 164H183V167H185V168H188V166H189V164L187 165V167L186 166H184ZM198 163H199V165L200 166H198ZM34 164H36V165H34ZM46 166H45V165ZM48 164V165H47ZM67 164H69V161H68V163ZM98 166H97V165ZM131 164V165H130ZM138 164V166H136ZM144 164V165H143ZM146 164V165H145ZM173 164V165H172ZM33 165V166H32ZM40 165V166H39ZM50 165V166H49ZM63 165V166H62ZM92 165V166H91ZM108 165V166H107ZM128 165H130V166H128ZM159 166L158 168H157V166ZM175 165V166H174ZM179 165V164H178ZM193 165V166H192ZM195 165V166H194ZM39 166V167H38ZM60 166V167H59ZM95 166V167H94ZM97 166V167H96ZM103 166H104V168H103ZM112 166V167H111ZM126 166V167H125ZM140 166V167H139ZM141 166H142V168H141ZM182 166V165H181ZM3 167H4V165H3ZM22 167H23V165L21 166V169H22ZM46 167V168H45ZM78 167V166H77ZM87 167V166H86ZM100 167V168H99ZM175 167V168H174ZM195 167V168H194ZM199 167V168H198ZM205 170H203L202 168ZM205 167H206V165H205ZM6 167H4L3 168V170L2 171H0L2 174L4 173V171H6L7 172V169H5ZM43 168V169H42ZM65 168V169H64ZM103 168V169H102ZM110 168V169H109ZM113 168L115 169V170H113ZM146 170H145V169ZM5 169V170H4ZM35 169H37V170H35ZM55 169V170H54ZM59 169L61 170V171H59ZM128 169V170H127ZM133 169V170H132ZM138 169V170H137ZM165 169V170H164ZM170 169H172V170H170ZM200 169H202V170H200ZM40 170V171H39ZM87 170V171H86ZM95 170V171H94ZM109 170V171H108ZM125 170H127L128 172H129V170H130V172L128 173L127 171H125ZM263 170H264V168H263ZM42 171V172H41ZM49 171V172H48ZM58 171V172H57ZM63 171H64V173H63ZM89 171V172H88ZM145 171V172H144ZM149 171H150V173H149ZM201 171H202V174H201ZM35 172H37V173H35ZM46 172V173H45ZM56 172H57V176L55 175H53V174H56ZM116 172V173H115ZM118 172V173H117ZM132 172H134V173H132ZM144 172V173H143ZM166 172V173H165ZM203 172H205V174L203 173ZM206 172H207V174H206ZM0 173V181L1 182H3L4 183V185L2 184H0L3 188H4V191H3V188H2V192H4V193H8V192H10V193H12V191L14 192L13 193V195L14 194H16V195H14V197L17 199V202H19L20 204H21V201H22V197L20 196L21 195V191H20V193H18L19 192V190H20V187L18 186L19 184L22 186V183H20L19 182V180H18V184H17V179H15L14 178V181L16 182H13V180H12V176H14V174H12V176H11V174H10V172H7V173H9V174H7V173H4V175L2 176V174ZM39 173V174H38ZM106 173V174H105ZM108 173V174H107ZM114 173V174H113ZM124 173L126 174V175H124ZM139 175H138V174ZM140 173H142V174H140ZM157 173V174H156ZM178 174L179 173V175H181V176H183V178H181L180 177V179H178V178H176L175 180H174V177H176V176H174L175 174ZM98 174H99V176H98ZM128 174V175H127ZM133 174V175H132ZM160 174V175H159ZM165 174V175H164ZM201 174V175H200ZM50 175V176H49ZM75 175H77V176H75ZM104 175V176H103ZM152 175V176H151ZM204 175H207V177L205 176L204 177ZM4 176H6V177H4ZM24 175H22V177H23ZM45 176H46V178H45ZM130 176V177H129ZM146 176V177H145ZM250 176V177H249ZM9 177V178H8ZM59 178V181H58V178ZM76 177V178H75ZM93 177H94V179H93ZM139 177V178H138ZM143 177V178H142ZM160 177V178H159ZM200 177V178H201ZM4 178V179H3ZM11 178V179H10ZM24 178V177H23ZM64 178V179H63ZM77 179V180H75V179ZM104 178V179H103ZM112 178V179H111ZM127 178V179H126ZM132 178V179H131ZM137 178H138V180H137ZM141 178V179H140ZM147 178V179H146ZM149 178V179H148ZM250 178V179H249ZM10 179V180H9ZM87 179V180H86ZM122 179V180H121ZM163 179V180H162ZM177 179H178V182H177ZM182 179V180H181ZM212 179V178H211ZM30 180H28V182L30 181ZM51 180V181H50ZM61 180V181H60ZM73 180H75V181H73ZM118 180V181H117ZM130 180V181H129ZM135 180V181H134ZM143 180V181H142ZM145 180V181H144ZM181 180V181H180ZM206 181L208 180V179H205ZM258 180V179H257ZM6 181V182H5ZM7 181H8V186H7ZM25 181V180H24ZM41 181V182H40ZM58 181V182H57ZM86 181H88V183L86 182ZM104 181V182H103ZM133 181V182H132ZM136 181H137V183H136ZM138 181H140L139 183H141V184H139L138 183ZM150 181V182H149ZM153 181V182H152ZM155 181H157V182H155ZM179 181H180V183H179ZM10 182V183H9ZM11 182H13V183H11ZM47 182H49V183H47ZM61 182V183H60ZM66 182V183H65ZM106 182V183H105ZM109 182H111V183H109ZM113 182V183H112ZM114 182H116V183H114ZM130 182V183H129ZM132 182V183H131ZM148 182V183H147ZM152 182V183H151ZM155 182V183H154ZM161 182V183H160ZM176 182L179 184H177L176 185ZM36 183V184H35ZM57 183H58V185H57ZM105 183V184H104ZM109 183V184H108ZM135 183V184H134ZM158 183H160V184H158ZM183 183H185V184H183ZM5 184H6V186L8 187V188H6L5 187ZM13 184V185H12ZM17 184V185H16ZM24 184V183H23ZM67 184V185H66ZM108 186H107V185ZM133 184V186H131ZM137 184V185H136ZM139 184V185H138ZM255 184V183H254ZM38 185V186H37ZM47 185V186H46ZM60 185V186H59ZM61 185H62V187H61ZM106 185V186H105ZM120 185H121V187H120ZM175 185V186H174ZM183 185V186H182ZM187 186V188L185 187V186ZM216 185V186H215ZM241 185V184H240ZM12 186H13V188H12ZM14 186H18V188H19V190H17L18 188L16 187H14ZM36 186L37 187H39V190H43L42 191V194H43V201H44V209L43 208H39V206H37V205H39V204H37L38 203V201H36L38 198H36V196L37 195H35V193H37V192H35L36 190ZM64 186H66V188L64 187ZM130 186V187H129ZM139 186V187H138ZM140 186H142V188L140 187ZM145 186V187H144ZM180 188H178V187ZM192 186H194L193 188V192H192ZM44 187V188H43ZM47 187V188H46ZM63 187L65 188V189H67V190H63ZM107 189H106V188ZM184 187H185V189H184ZM188 187H189V189H191L190 191H188L189 189H188ZM220 187L222 188V189H220ZM239 187V189L238 190H240V186H237V188ZM251 187V186H250ZM262 187H264L263 185H262ZM58 188V189H57ZM70 188V189H69ZM105 188V189H104ZM115 188V189H114ZM117 188V189H116ZM144 188V190H142ZM174 188V189H173ZM182 188H183V191H182ZM212 188V189H211ZM217 188V189H216ZM7 189V190H6ZM11 190V191H8V190ZM89 189V190H88ZM103 189L105 190V191H103ZM122 189V190H121ZM133 189V190H132ZM177 189H179V193H178V190ZM187 189V190H186ZM209 189H211V191L209 190ZM59 190V191H58ZM63 190V191H62ZM72 190V191H73ZM175 190V191H174ZM187 192V193H190V194H187L185 191ZM197 191V192H195V191ZM213 190H217L216 192L215 191H213ZM221 190V191H220ZM260 190H262V191H260ZM17 191V192H16ZM46 191V192H45ZM55 191H57V192H55ZM62 191V192H61ZM91 191V192H90ZM110 191H112V192H110ZM218 191H219V195L217 194L218 193ZM44 192V193H43ZM90 193V195H89V193ZM95 192V193H94ZM139 192V193H138ZM142 192V193H141ZM157 192H159V193H157ZM183 192V193H182ZM248 192V193H247ZM52 193V194H51ZM59 193V194H58ZM99 193H101V194H99ZM105 193V194H104ZM174 193H176V194H174ZM186 193V194H185ZM212 195H211V194ZM221 193V194H220ZM250 193V194H249ZM56 194V195H55ZM63 194V195H62ZM88 194V195H87ZM160 194V195H159ZM177 194L179 195V196H177ZM208 194V195H207ZM213 194L216 196V199H217V196L220 198V199H218V200H220V201H216L215 200V196H213ZM243 194V193H242ZM251 194H252V196H254V197H252L251 196ZM263 194V195H262ZM53 196V198L51 197V196ZM93 195V196H92ZM135 195V196H134ZM209 195H210V197H209ZM221 195V196H220ZM12 196V195H11ZM21 198V199H19V197ZM88 196V197H87ZM130 196V197H129ZM181 196H184L183 198L181 197ZM190 196H191V198H190ZM208 196V197H207ZM212 196V197H211ZM260 196V197H259ZM14 197H12L13 198V200L15 199ZM48 197V198H47ZM62 197V198H61ZM67 197V198H66ZM90 197V198H89ZM139 197V198H138ZM177 197H181L180 199L179 198H177ZM207 197V198H206ZM224 198L225 200H227L228 201V203H229V201H230V203L232 202L233 204H235V206L232 204H228L227 203V201H223V204H222V199L221 198ZM229 197H234V198H232V199H230ZM246 198V199H248L249 200V202H247V200L245 199V201H244V199L242 200V199H239V198ZM256 197V198H255ZM259 197V198H258ZM261 197H263V198H261ZM91 198H92V200H91ZM102 198V199H101ZM195 198V199H194ZM201 198V199H200ZM258 198V199H257ZM261 198V199H260ZM0 199H2V198H0ZM16 199L14 200L15 201V203H16ZM18 199L19 200H21V201H18ZM53 199H55V200H57V201H53ZM60 199V200H59ZM65 199H66V202H65ZM88 199H89V201H88ZM122 199V200H121ZM175 199V200H174ZM182 199H183V202H182ZM185 199V200H184ZM192 199V200H191ZM200 199V200H199ZM202 199H204V200H202ZM206 199V200H205ZM230 199V200H229ZM255 200V202H254V204L251 202V201H254ZM48 200V201H47ZM63 200H64V202H63ZM190 200H191V202H190ZM211 200H212V202H211ZM216 201V202H218L217 204L215 203V202H213V201ZM241 200V202L242 201H244V203H247V205H248V208L246 207V204H244V203H241V205L239 204L240 202H238V201H240ZM251 200V201H250ZM2 201V204H4L3 203V200H0V202ZM53 201V202H52ZM91 201V202H90ZM97 201V202H96ZM103 203H102V202ZM105 201V202H104ZM134 201H135V203H134ZM178 201V202H177ZM189 201V202H188ZM201 201V202H200ZM205 203V201H208L206 204H204L203 202ZM234 201H236V203L234 202ZM137 202V203H136ZM180 202V203H179ZM187 202V203H186ZM195 202V203H194ZM220 202V203H219ZM237 202H238V205H237ZM250 202H251V205H250ZM257 202V203H256ZM17 204L16 203V205H20V204ZM52 203V204H51ZM56 203V204H55ZM58 203V204H57ZM60 203H62V204H60ZM68 203H70L69 204V206H68ZM102 203V204H101ZM106 203V204H105ZM162 203H163V205H162ZM185 203V204H184ZM196 203H197V205H196ZM216 204V205H214V206H216V207H212V204ZM227 203V204H226ZM249 203V204H248ZM255 203H256V205L257 204H259V206L257 205V209H256V205H255ZM92 204V205H91ZM142 206H141V205ZM157 204V205H156ZM188 204V205H187ZM192 204V205H191ZM207 204H209V206H207ZM218 204H222L221 205V208H220V206L218 205ZM227 205L228 207L231 205V207H227V209H225L226 207L224 206V205ZM242 204H244L245 206L244 207H246L245 209H246V211L248 212L249 211V207L251 206V207H253V205H254V207H255V210H250V214H249V212L248 213H246V211H245V209L244 208H242L243 206H242ZM139 205V206H138ZM165 205H166V207H165ZM184 205V206H183ZM201 205V206H200ZM203 205V206H202ZM206 205V206H205ZM217 205H218V210H216L215 208H217ZM250 205V206H249ZM1 203H0V209H1ZM55 206V207H54ZM58 208H57V207ZM62 206V207H61ZM93 206V207H92ZM95 206V207H94ZM101 206V207H100ZM156 206V207H155ZM164 206V207H163ZM183 206V207H182ZM188 206H190L189 207V209H188ZM211 206V207H210ZM223 206V207H222ZM233 206H234V208H233ZM241 207L244 211H245V213H242V209L241 208H239V210H237V208L236 207ZM262 206V207H261ZM3 207V206H2ZM105 207V208H104ZM110 209H109V208ZM137 207H140V208H138L137 209ZM144 207V208H143ZM174 207V208H173ZM176 207V208H175ZM178 207V208H177ZM181 207V208H180ZM187 207V208H186ZM196 207V209L198 210V208H199V210L197 211V210H194L193 208H195ZM200 207H201V209H200ZM225 207V208H224ZM251 207H250V209H251ZM254 207L252 208V209H254ZM260 207V208H259ZM103 208V209H102ZM158 208V209H157ZM166 208V209H165ZM180 208V210H181V212H180V210H177V209H179ZM184 208V209H183ZM190 208H192L193 209V211H194V214H193V211H192V209H190ZM223 208V209H222ZM233 208V209H232ZM54 209H56V210H54ZM101 209H102V211H101ZM168 209V210H167ZM173 209V210H172ZM187 209V210H186ZM223 210V212H220V210ZM227 210V212L225 211V210ZM229 209H230V211H229ZM261 209V211L259 212V211H256V210H260ZM38 210L40 211V212H42V213H39L38 212ZM42 210V211H41ZM63 212H62V211ZM68 210V211H67ZM143 210V211H142ZM155 210V211H154ZM171 210V211H170ZM175 210V211H174ZM202 210V211H201ZM204 210V211H203ZM221 210V211H222ZM237 211V212H235V211ZM43 211L45 212L44 213V215H43ZM56 212V213H53V212ZM94 212V213H91V212ZM98 211V212H97ZM155 212V214H154V212ZM160 211V212H159ZM178 211L180 212V214H182V215H179V214H177L178 213ZM189 211V212H188ZM199 214L200 212H201V215H203L205 212H206V215L204 214V216L205 217H202V219L203 220H205V221H203L202 219H201V217L199 216V215H197V213ZM200 211V212H199ZM209 211H210V213H209ZM226 213H225V212ZM229 211V212H228ZM231 211H233V212H235V214H238V215H235L234 214V216L232 215V213H231ZM253 211H255L254 213H255V220L253 219L254 218V216H253ZM263 211V212H262ZM35 212V213H34ZM57 212H59V213H57ZM68 212H69V214H68ZM140 212V213H139ZM143 212V213H142ZM176 212V213H175ZM184 212V213H183ZM203 212V213H202ZM212 212V213H211ZM243 214V216H244V219L246 220L247 219V217L250 219H247L246 221L244 220V219H242L241 218V214ZM259 212V213H258ZM3 213V209L2 210H0V241L1 242H3V243H1L0 242V264H9L10 263V258L12 257L11 256V253H10V248H11V244L13 245V227H12V225H13V222H12V220L9 218V215H4V213ZM52 214V216H51V214ZM61 213H62V215H61ZM64 213V214H63ZM97 213V214H96ZM107 213V214H106ZM123 213V214H122ZM152 213V214H151ZM173 213V214H172ZM196 213V214H195ZM216 214L215 216H218L220 219H218V217H216L215 219L213 218V217H215V216H213L214 214ZM222 213V214H221ZM257 213V214H256ZM41 214V215H40ZM100 214V215H99ZM109 214V215H108ZM146 214V215H145ZM150 214V215H149ZM184 214L187 216V215H190V218L192 219V220H190L189 219V216H188V218L185 216L184 217ZM212 214V215H211ZM219 214H220V216H219ZM231 214V215H230ZM248 214V215H247ZM66 215V216H65ZM107 215V216H106ZM143 215H144V217H143ZM149 215V216H148ZM209 217H208V216ZM210 215L212 216V217H210ZM251 215V218L249 217ZM260 215V216H259ZM4 216H5V218H4ZM62 216V217H61ZM93 216V217H92ZM109 216V217H108ZM156 218H155V217ZM178 216H179V218H178ZM181 216V217H180ZM194 216H195V218H194ZM196 216H199L200 218H199V222H197L196 221V219L198 220V217H196ZM222 216V217H221ZM240 216V217H239ZM247 216V217H246ZM256 216H258V217H256ZM7 217V218H6ZM59 217V218H58ZM63 217H65V218H63ZM98 217V218H97ZM101 217H102V219H101ZM108 217V218H107ZM113 217V218H112ZM149 217V218H148ZM225 217V218H224ZM228 217V218H227ZM4 218V219H3ZM34 218V219H33ZM94 218V219H93ZM117 218V219H116ZM145 218V219H144ZM156 220H155V219ZM176 218V219H175ZM181 218H183V219H181ZM205 218H208V219H205ZM223 218V219H222ZM233 218V220H230V219H232ZM2 219H3V221H2ZM57 220V222H56V220ZM99 219V220H98ZM112 219V220H111ZM178 219H180V220H178ZM189 219V220H188ZM210 219H211V221H210ZM216 219H218V220H222V221H224V224H222L220 221H218V220H216ZM10 220H11V222H10ZM66 220V221H65ZM68 220V221H67ZM98 220V221H97ZM106 220V221H105ZM120 220V221H119ZM186 220V221H185ZM202 221V223H204L205 222V224L209 227V229H208V227H206V225L205 224H202V223H200L201 221ZM207 220H209V222L207 221ZM216 220V222L217 223H214V225L216 224V226L218 227V229L220 228V227H223L224 229H225V232H224V230H223V228L222 229H219L220 231L222 230L223 231V234L221 233V232H219V230L217 231V232H219V237H215V234H218L216 231H215V229L217 230V228H215L214 229V226L212 225L213 224V222ZM228 220V221H227ZM252 220H254V221H252ZM261 220V221H260ZM6 221V222H5ZM36 223V224H34V222ZM59 221V222H58ZM64 221V222H63ZM74 221V222H73ZM94 221V222H93ZM114 221H116V222H114ZM181 221H183V222H181ZM185 221V222H184ZM191 221V222H190ZM197 223H196V222ZM207 221V222H206ZM226 221V222H225ZM230 221V222H229ZM231 221H232V224L235 226L234 228H233V225L231 224ZM238 222V223H236V222ZM248 221H249V223L251 224H248ZM3 223V225H2V223ZM10 222V223H9ZM52 222V223H51ZM55 222V223H54ZM64 224H63V223ZM72 223V224H70V223ZM92 222V223H91ZM99 222V223H98ZM111 222V223H110ZM112 222H114V223H112ZM178 222V223H177ZM220 222V224H222L223 226H220V224H218ZM227 222L228 223H230L231 224V226H232V229H231V226H230V228H229V224H227ZM256 222V223H255ZM261 222H263V223H261ZM4 223H6V224H4ZM68 223H69V225H68ZM117 223V224H116ZM182 224V226H181V224ZM212 223V224H211ZM240 223V224H239ZM67 224V225H66ZM106 224V225H105ZM122 226H121V225ZM186 224V225H185ZM210 224V225H209ZM236 224H239V225H242L243 227H241V226H239V225H236ZM244 224V225H243ZM260 224V225H259ZM9 225V226H8ZM34 225H35V227H34ZM45 225H46V227H45ZM57 227H56V226ZM95 225V226H94ZM97 225H98V228H97ZM112 225V227H110ZM148 225V226H147ZM174 225V226H173ZM180 225V226H179ZM202 225V226H201ZM226 225V226H225ZM228 225V226H227ZM51 226V227H50ZM63 226V227H62ZM68 226V227H67ZM120 226V227H119ZM146 226V227H145ZM189 226V227H188ZM194 226V227H193ZM204 226V227H203ZM210 226H213V227H210ZM215 226V227H216ZM220 226V227H219ZM236 226H237V228H236ZM249 226H251V227H249ZM253 226H255V227H253ZM261 226V227H260ZM3 227V228H2ZM35 229H34V228ZM37 227V228H36ZM173 227H175V228H173ZM182 227V228H181ZM203 227V228H202ZM230 229L229 230V232L230 231H235V232H230V234L228 235L226 232H228V230H226V229H228V228ZM249 227V228H248ZM258 227H259V230H258ZM6 228H8V230L6 229ZM105 228V229H104ZM109 228V229H108ZM118 228V229H117ZM149 228V229H148ZM168 228L170 229V230H168ZM192 228H193V230H192ZM205 228V231L207 232V230H210L211 231V228H213V232L211 231H208V232H210L209 233V236L212 238H210L209 236H208V234H206V233H202V232H204V229ZM236 228V229H235ZM241 228V229H240ZM243 228V229H242ZM257 228V229H256ZM261 228V229H260ZM44 229V230H43ZM50 229V230H49ZM51 229H52V231H51ZM62 229V230H61ZM102 229V230H101ZM124 229V230H123ZM242 233H240V234H238L239 233V231ZM245 229V230H244ZM255 229V230H254ZM108 230H110V231H108ZM149 232H148V231ZM150 230H151V232H150ZM196 230V231H195ZM1 231H2V233H1ZM5 231V232H4ZM60 231V232H59ZM176 231V232H175ZM180 231V232H179ZM245 231V234L243 233ZM252 231H256L255 233H253ZM43 232V233H42ZM47 232H46V234H47ZM55 232V233H54ZM108 232H109V234H108ZM197 232H200V233H197ZM207 232V233H208ZM216 232V233H215ZM236 232H238L237 234H236ZM251 232H252V234H251ZM261 234H260V233ZM6 233V234H5ZM55 235H54V234ZM129 233V234H128ZM172 233H174V234H172ZM263 233V234H262ZM1 234L3 235V236H1ZM11 234V236H9ZM60 234V235H59ZM108 234V235H107ZM178 234V235H177ZM206 234V235H205ZM211 234H214V236L212 235L211 236ZM224 234H225V236H224ZM227 234V235H226ZM234 234H236V237H235V235ZM254 234V235H253ZM260 234V235H259ZM41 235V236H40ZM66 235V236H65ZM103 235V236H102ZM151 235V236H150ZM176 235H177V237H176ZM202 235V236H201ZM204 235V236H203ZM232 235V236H231ZM233 235H234V238H232L233 237ZM237 235H239V236H237ZM240 235H242V237H240ZM245 235V236H244ZM53 236H55V238L53 237ZM69 236H71L70 238H69ZM217 236V235H216ZM228 236V237H227ZM231 236V237H230ZM246 236H248L247 238H246ZM251 236V237H250ZM259 236H261V237H259ZM4 237V238H3ZM9 237H10V240H9ZM38 237V238H37ZM64 237V238H63ZM110 237H112V238H114V239H112V238H110ZM150 237V238H149ZM207 237V238H206ZM238 237V238H237ZM240 237V238H239ZM254 237H257V238H254ZM3 238V239H2ZM98 238V239H97ZM102 238V239H101ZM203 238V239H202ZM263 238V239H262ZM51 239V240H50ZM216 239V240H215ZM230 239V240H229ZM234 239H236V240H234ZM241 239H242V241H241ZM243 239H245V241L243 240ZM247 239H251V240H248L249 242H247L246 240ZM2 240H5V242L4 241H2ZM7 240L11 243H9V242H7ZM32 240H33V242H32ZM67 240V241H66ZM73 240V241H72ZM111 240V241H110ZM113 240V241H112ZM147 240V241H146ZM149 240V241H148ZM233 240V241H232ZM239 240V241H238ZM258 240V241H257ZM36 241V242H35ZM97 241H99V242H97ZM107 241V242H106ZM222 241V242H221ZM237 241V242H236ZM31 242V243H30ZM38 242V243H37ZM70 242V243H69ZM209 242V243H208ZM221 242V243H220ZM236 242V243H235ZM243 242V243H242ZM255 242V243H254ZM4 243H6V244H4ZM9 243V244H8ZM99 243V244H98ZM114 243V244H113ZM152 243H153V245H152ZM219 243H220V245H222V246H220L219 245ZM255 245H254V244ZM259 243L261 244V247H259ZM8 244V246H6ZM41 244V245H40ZM71 244V245H70ZM100 244L103 246H100ZM108 244V245H107ZM112 244V245H111ZM151 246H150V245ZM233 244V245H232ZM252 244V245H251ZM36 245V246H35ZM38 245V246H37ZM65 245V246H64ZM98 245V246H97ZM217 245H218V247H217ZM225 245H227L226 247H225ZM249 245H250V247H249ZM257 245V246H256ZM9 246H10V248H9ZM118 246V247H117ZM214 246V247H213ZM233 246V247H232ZM235 246V247H234ZM3 247V248H2ZM43 247V248H42ZM59 247V248H58ZM109 247V248H108ZM111 247V248H110ZM117 247V248H116ZM222 247V248H221ZM231 247V248H230ZM257 247H259V248H257ZM97 248H99V250L97 251ZM105 250H104V249ZM119 248V249H118ZM209 248H210V250H209ZM214 248V249H213ZM221 249V251H220V249ZM39 249V250H38ZM47 249V250H46ZM112 249V250H111ZM217 249V250H216ZM257 249V250H256ZM260 249V250H259ZM263 249V251H261ZM2 250V251H1ZM36 250V251H35ZM50 250V251H49ZM64 250V251H63ZM108 250V251H107ZM152 250H153V252H152ZM225 250V251H224ZM229 250V251H228ZM233 250V251H232ZM7 251V252H6ZM34 251V252H33ZM98 253H97V252ZM220 251V252H219ZM108 252H110V253H108ZM112 252V253H111ZM150 252H152V253H150ZM219 252V253H218ZM227 254H226V253ZM229 252V253H228ZM262 253V255H261V253ZM3 253V254H2ZM7 253V254H6ZM32 253V254H31ZM34 253V254H33ZM39 253V254H38ZM69 253V254H68ZM223 253H224V255H223ZM72 254V255H71ZM73 254H74V256H73ZM107 254H109V256L107 255ZM216 256H215V255ZM8 255V256H7ZM10 255V256H9ZM34 255V256H33ZM42 255V256H41ZM67 255H69V256H67ZM114 255V256H113ZM150 255V256H149ZM219 255V256H218ZM221 255H223V256H221ZM32 256H33V258H32ZM36 256V257H35ZM40 256V257H39ZM49 256H50V258H49ZM10 257V258H9ZM16 257V256H15ZM43 259H42V258ZM72 257V258H71ZM105 257V258H104ZM109 257H111V258H109ZM3 258H5V259H3ZM41 258V259H40ZM49 258V259H48ZM67 258V259H66ZM113 258V259H112ZM116 260H115V259ZM224 258H226V259H224ZM34 259H36V260H34ZM107 259V260H106ZM32 260H33V262H32ZM38 260H40V261H38ZM45 260H46V262H45ZM50 260V261H49ZM99 260V259H98ZM226 260V261H225ZM227 260H229V261H227ZM6 261V262H5ZM113 261V262H112ZM121 261V262H120ZM142 261H143V263H142ZM48 262H50V263H48ZM72 263V264H76V263ZM115 262V263H114ZM119 262V263H118ZM136 262V263H135ZM214 262V263H213ZM67 263V264H68ZM14 264V263H13ZM15 264H16V261H15Z\"/></svg>",
    "mask_w": 264,
    "mask_h": 264
},
{
    "label": "bare ground",
    "instance_id": "bare-ground-1",
    "mask_svg": "<svg viewBox=\"0 0 264 264\" xmlns=\"http://www.w3.org/2000/svg\"><path fill=\"white\" fill-rule=\"evenodd\" d=\"M1 1V3H3L2 1H4V2H6V4L8 5V6H10V5H12L11 4V2H14V1H11V0H9V2H7L6 0H0ZM32 1V0H31ZM30 1V2H31ZM34 1V0H33ZM52 1V0H51ZM50 1V2H51ZM54 1H56V0H54ZM60 1V0H59ZM67 1V0H66ZM65 1V2H66ZM78 1V0H77ZM82 1V0H81ZM86 1V2H85ZM87 1H92V3H89V5H88V7L86 6L85 8H87L88 9V11L89 10H91L89 13L91 14V16H93V15H100V17L99 16H97V20H94L95 22V24H96V21H97V23L98 22H100L99 21V19L100 18H102V20L103 21H101V23L102 22H104L105 23V21L104 20H107L106 22H108V20H109V23H107V24H105L104 26H106L107 27V25L109 24V28H110V25H112L113 23H114V25H112V28L113 29H116V30H120V32H121V30L122 31H128L130 34H132L134 37H135V39H131V41L132 40H136V38L145 46V49H149V50H151L152 52H153V56L155 57V58H158V59H160L161 61H160V64H159V70L161 71V73H162V71L164 72V74H162L160 77L162 78L163 77V80L164 79H168L169 78V74H167L165 71H164V69H163V60H162V50L163 49H165V50H167V48L168 47H170V50L171 49H174V50H178L179 51V49H181L182 51H188L189 52V46L185 43H183L184 41H185V37H184V40L182 41V39H180L179 37L177 38L175 35H173L174 33L176 34V33H178V34H181V35H187V36H189L191 39H193V41H195V42H197L200 46H202V47H204V49L205 48H208V47H210V48H208V50L209 49H211V47L213 46V45H221V47H222V45H225V46H228L230 49H229V51H231V53H233V55L235 56V58L238 60V61H243V62H248V63H250V65L252 66V67H255V68H257V69H259V71H261L262 73H264V29L262 30V29H260V28H257V27H255V26H251V27H249L246 23H244V22H242V21H240L239 20V16L237 15V10H236V6L234 7H231V8H228V7H226L225 5L223 6V5H221V3L219 4V3H216V1L214 2V1H206V2H204V0L202 1H200V0H83V2H85L86 3V5H87ZM233 1H235V0H233ZM18 2V1H17ZM19 2H21V0L19 1ZM26 2V1H25ZM28 2V1H27ZM39 2H41V1H39ZM45 2V1H44ZM48 2V1H47ZM68 2V1H67ZM236 2V1H235ZM261 2H263V4H264V0H261ZM22 3V2H21ZM49 3V2H48ZM56 3V2H55ZM74 3H75V1H74ZM237 3V2H236ZM5 4V3H4ZM45 4V3H44ZM50 4V3H49ZM53 5H54V3H52ZM56 4H58V3H56ZM84 4V3H83ZM7 5H6V7H7ZM15 5H17V3L15 4ZM18 5H20V4H18ZM27 5V4H26ZM38 4L36 3L35 4V6H37ZM71 5H73V4H71ZM75 5H76V3H75ZM236 5V4H235ZM0 6H2L3 8L5 7V5H0ZM22 6V5H21ZM32 6V5H31ZM40 6H43V5H41L40 4ZM81 6H83L82 8H80L81 10L84 8V5H80V7ZM1 7V8H2ZM5 7V9L6 10H8L7 11V13L6 14H4L5 13V11L6 10H0V41H3V42H1L0 44V46L2 47L3 45H2V43L4 44V42H5V39L7 38V40L9 41V39H11L12 41L10 42H5V45L4 46H6L7 44L8 45H13V43H14V46L17 48V46L15 45V43H16V40L17 39H15L17 36H18V34H20V36L22 37V35H26V37H29L28 36V34H29V32H27V30L24 32V33H18L17 32V30H16V28L14 29L13 28V26L15 25V23L14 22H16L17 20L15 19L14 20V15L12 14L11 16H9L8 15V13H9V10L11 9L12 10V8L13 9H15V11L16 12H18L19 10H16L17 8H15L16 6H14V7H12V8H6ZM18 8H20V6H17ZM38 7V6H37ZM48 7V6H47ZM46 7V8H47ZM55 7V6H54ZM53 7V8H54ZM76 7H79V6H76ZM0 8V9H1ZM33 8V7H32ZM52 8V9H53ZM59 8V7H58ZM62 8V7H61ZM65 8V7H64ZM66 8H67V6H66ZM70 8V7H69ZM84 8V11L86 10ZM28 9V8H27ZM50 9H51V7H50ZM51 9V10H52ZM76 9V8H75ZM21 10V9H20ZM23 10V9H22ZM47 10H49V9H47ZM66 10V9H65ZM65 10H64V12H65ZM70 10V9H69ZM72 10V9H71ZM79 10V9H78ZM81 10H79V11H81ZM13 12H14V10H12ZM11 11V12H12ZM27 11V10H26ZM30 11V10H29ZM16 12L14 13L15 14V16L16 15H18L17 16V18L19 17V20H20V16L22 15L21 13L20 14H16ZM20 12V11H19ZM18 12V13H19ZM31 12H32V10H31ZM31 12H28L27 11V13H29V16L30 17H28L27 15H25V17L23 16L22 18H23V20L26 18V16L28 17L27 19H28V21H25V22H29V24H25V22L24 21H20L21 23H23L24 24V27L25 26H27L28 27V25H30V21L31 20H33V18H31L32 16H34L33 14H35V13H33L32 14V16H31ZM52 12V11H51ZM59 12V11H58ZM75 12V11H74ZM87 12V11H86ZM83 13V12H82ZM81 13V14H82ZM88 13V12H87ZM87 13H84V15L85 14H87ZM105 15H104V14ZM24 14H26V13H24ZM46 14H48V12H46ZM51 14V13H50ZM68 14H69V11H68ZM71 14V13H70ZM104 15V18L105 17H107L108 19H103V15ZM52 15V14H51ZM55 15H56V13H55ZM61 15V14H60ZM65 15V14H64ZM64 15H62V16H64ZM78 15V14H77ZM80 15V14H79ZM88 16H89V14H87ZM102 15V16H101ZM39 16V15H38ZM69 16V15H68ZM74 16H76V15H74ZM13 17V18H12ZM35 18H36V16H34ZM49 17V16H48ZM51 17V16H50ZM80 17V16H79ZM78 17V18H79ZM95 17V16H94ZM29 18H31V20H29ZM41 18V17H40ZM39 18V19H40ZM45 18V17H44ZM47 18V17H46ZM54 18V17H53ZM61 18V17H60ZM64 18V17H63ZM76 18V17H75ZM74 18V19H75ZM81 18V17H80ZM86 18H88L87 16H85V19ZM99 18V19H98ZM50 19V18H49ZM70 19H71V17H70ZM83 19H84V17H83ZM90 19V18H89ZM41 20V19H40ZM68 20V19H67ZM72 20V19H71ZM79 20V19H78ZM82 20V19H81ZM110 20L113 22H111L112 24H110ZM45 21V20H44ZM47 21V20H46ZM45 21V22H46ZM69 21V20H68ZM89 21V20H88ZM91 21H92V19H91ZM19 22V21H18ZM34 22H35V20H34ZM39 22V21H38ZM42 22H43V20H42ZM61 22H63V20L61 21ZM14 23V24H13ZM17 23V22H16ZM33 23V22H32ZM53 23V22H52ZM57 23V22H56ZM101 23H98L99 25L101 24ZM104 23H102V26H103V24ZM22 24V25H23ZM43 24H44V22H43ZM63 24V23H62ZM88 24H89V22H88ZM13 25V26H12ZM42 25V24H41ZM45 25V24H44ZM57 26H58V24H56ZM2 26L4 27L3 29H2ZM20 26V25H19ZM31 26V25H30ZM32 26H33V24H32ZM54 26V25H53ZM61 26V25H60ZM60 26H59V28H60ZM63 26V25H62ZM67 26H69V24L67 25ZM71 26V25H70ZM76 26H79V25H76ZM101 26V25H100ZM100 26H97V27H100ZM101 26V27H102ZM15 27V26H14ZM45 27V26H44ZM49 27H50V25H49ZM71 27H74V26H71ZM80 27V26H79ZM86 27V26H85ZM95 27V26H94ZM96 27V28H97ZM100 27V28H101ZM105 27V28H106ZM107 27V28H108ZM115 27V28H114ZM15 30V32H17L18 34L17 35H15V32L13 31V29ZM29 28H31V27H29ZM38 28V27H37ZM39 28H41V27H39ZM52 27H50V28H47V29H51ZM55 28V27H54ZM64 28H66V27H64ZM81 28V27H80ZM88 28V27H87ZM86 28V29H87ZM89 28H91V27H89ZM103 28V27H102ZM101 28V29H102ZM28 29V28H27ZM76 29V28H75ZM81 29H83V28H81ZM23 30V29H22ZM25 30V29H24ZM29 30V29H28ZM35 30V29H34ZM44 30V29H43ZM53 29H51L50 31H52ZM58 30V29H57ZM60 30V29H59ZM66 30H67V28H66ZM72 30V29H71ZM103 30V29H102ZM106 32H107V30L106 29H104ZM33 31V30H32ZM41 31V30H40ZM39 31V32H40ZM69 31V30H68ZM73 31V30H72ZM72 31H70V33L72 32ZM78 31V30H77ZM84 31V30H83ZM92 31V29L90 30V32ZM114 31V30H113ZM168 31V32H167ZM21 32V31H20ZM34 32V31H33ZM35 32H37L36 30H35ZM48 32V31H47ZM53 32V31H52ZM67 32V31H66ZM93 32V31H92ZM108 32H110V31H108ZM117 32V31H116ZM3 33H5V35L6 34H9V36H7L6 35V37L5 38H3L5 35L3 34ZM25 33H28V34H25ZM43 33V32H42ZM59 33V32H58ZM77 33V32H76ZM79 33V32H78ZM77 33V35H79ZM82 33V32H81ZM98 33V32H97ZM101 33V32H100ZM103 33V32H102ZM115 33V32H114ZM125 33V32H124ZM170 33H173L172 35L170 34ZM2 34L4 35V36H2ZM34 34V33H33ZM36 34V33H35ZM73 34V33H72ZM85 34V33H84ZM87 34H89V32L87 33ZM109 34V33H108ZM110 34H112V33H110ZM120 34V33H119ZM127 34V33H126ZM177 34V35H178ZM42 35V34H41ZM45 35H47V34H45ZM50 35V34H49ZM55 35V34H54ZM71 35V34H70ZM74 35V34H73ZM100 35H102V34H100ZM107 35V34H106ZM115 35V34H114ZM16 36V37H15ZM18 37V39L19 38H21V37ZM37 36V35H36ZM53 36V35H52ZM59 36H61V35H58V37ZM66 36V35H65ZM64 36V37H65ZM72 36V35H71ZM75 36H76V34H75ZM87 36V35H86ZM93 36V35H92ZM91 36V37H92ZM97 36V35H96ZM99 36V35H98ZM97 36V37H98ZM120 36H121V34H120ZM125 35L123 34V37H124ZM127 36V35H126ZM130 36V35H129ZM128 36V37H129ZM26 37H23V40L25 39L26 40ZM45 37V36H44ZM63 37V38H64ZM70 37V36H69ZM77 37V36H76ZM80 37V36H79ZM82 37V36H81ZM85 37V36H84ZM83 37V38H84ZM89 37V36H88ZM109 37V36H108ZM117 37H119V35L117 36ZM116 37V38H117ZM163 37H165V39H162ZM31 38V37H30ZM45 38H47V36L45 37ZM52 38V37H51ZM60 38V37H59ZM71 38V37H70ZM107 38V37H106ZM110 38V37H109ZM127 38V37H126ZM35 39H37V38H35ZM41 39V38H40ZM44 39V38H43ZM50 38L48 37V40H49ZM57 39V38H56ZM62 39V38H61ZM67 39V38H66ZM72 39V38H71ZM75 39V38H74ZM91 39H94V38H91ZM98 39H101V38H98ZM112 39H113V37H112ZM121 39V38H120ZM123 39H125V38H123ZM128 39V38H127ZM126 39V40H127ZM15 40V41H14ZM22 40V39H21ZM29 40V39H28ZM47 40V39H46ZM47 40V41H48ZM60 40V39H59ZM58 40V41H59ZM77 40V39H76ZM78 40H80V39H78ZM84 40H86V39H84ZM88 40V39H87ZM101 40H103V39H101ZM105 40V39H104ZM103 40V41H104ZM107 40V39H106ZM187 40V39H186ZM36 41H38V40H36ZM40 41H42V39L41 40H39V42L38 43H41ZM44 41V40H43ZM51 41H53V40H51ZM55 41V40H54ZM57 41V40H56ZM72 41V40H71ZM81 41V40H80ZM79 41V42H80ZM92 41V40H91ZM90 41V42H91ZM94 41V40H93ZM97 41V40H96ZM102 41V42H103ZM108 41V40H107ZM114 41V40H113ZM119 40H117V42H118ZM122 41V40H121ZM190 41V40H189ZM189 41H188V44H189ZM23 42V41H22ZM29 42V41H28ZM60 42H63L64 43V41H60ZM68 42V41H67ZM85 42V41H84ZM89 42V43H90ZM100 41H98V43H99ZM116 42V41H115ZM116 42V43H117ZM10 43V44H9ZM36 43V42H35ZM56 43V42H55ZM59 43V42H58ZM70 43V42H69ZM74 43V42H73ZM76 43H78V41L76 42ZM92 43V42H91ZM106 43V42H105ZM123 43V42H122ZM128 43H129V41H128ZM149 43L151 44V46L152 47H150L149 46ZM17 44V43H16ZM21 44V43H20ZM26 43H24L23 45H25ZM52 44H54V43H52ZM72 44V43H71ZM111 44V43H110ZM125 44V43H124ZM131 45L130 46H132V43H130ZM135 44H137V42L135 43ZM139 44V43H138ZM137 44V45H138ZM191 44V43H190ZM194 44V43H193ZM7 45V46H8ZM30 45V44H29ZM33 45V44H32ZM37 45V44H36ZM47 45H48V43H47ZM50 45V44H49ZM55 45V44H54ZM60 45V44H59ZM67 45V44H66ZM65 45V46H66ZM74 45V44H73ZM78 45H79V43H78ZM88 45V44H87ZM94 46L93 47H95V46H98V44H96L95 45V43L93 44ZM104 45V44H103ZM121 45V44H120ZM195 45H197V44H195ZM194 45V46H195ZM14 46H12V48L14 47ZM28 46V45H27ZM44 46V45H43ZM63 46V45H62ZM71 46V45H70ZM101 46H102V44H101ZM100 46V47H101ZM113 46V45H112ZM116 46V45H115ZM117 46H118V44H117ZM117 46L115 47V48H117ZM124 46V45H123ZM129 46V45H128ZM139 46V45H138ZM141 46V45H140ZM191 46H193V45H191ZM0 47V48H1ZM47 47V46H46ZM51 47V46H50ZM66 47H68V46H66ZM65 47V48H66ZM78 48L80 47V46H77ZM87 47V46H86ZM90 47V46H89ZM127 47V46H126ZM135 47H137V46H135ZM135 47H134V44H133V47L132 48H134V50H135ZM12 48H10V46H8V48H5V49H9V51H10V53L8 52L7 54H10L11 55V60L9 59V62H7V63H9V64H11V65H9L11 68H12V70L9 68V66L8 67H6V66H4L5 68H7V69H9V71L11 70L12 71V73H11V71H10V73H9V75L10 76H12V74H13V80H14V87L12 86V91H11V89H10V91H11V93L13 92H16V87H15V85H17V83H18V79H20L18 76H17V74L20 72L19 70L21 69L20 67H22V65H21V63L23 62L21 59V57L22 56H19L21 59H20V61H21V63H20V65L21 66H19V57H17V55L19 54V50L21 49H19V50H17V52L15 51L16 50V48H15V50H14V48H13V51H14V53L11 51L12 50ZM27 48H29V46L27 47ZM43 48V47H42ZM41 48V49H42ZM48 48V47H47ZM56 48V47H55ZM58 48V47H57ZM71 48V47H70ZM74 48H76V47H72V49L74 50ZM83 48V47H82ZM99 48V47H98ZM102 48H103V46H102ZM101 48V49H102ZM105 48V47H104ZM106 48H108V47H106ZM114 48V49H115ZM124 48V47H123ZM131 47H130V50L132 49ZM140 48V47H139ZM225 48V47H224ZM11 49V50H10ZM39 49V48H38ZM72 49H71V51H72ZM80 50H81V48H79ZM90 49V48H89ZM96 50H97V47L95 48ZM191 49V48H190ZM195 49V48H194ZM204 49H202V50H204ZM25 50V49H24ZM23 50V52H25ZM29 50V49H28ZM31 50V49H30ZM35 50V49H34ZM42 50H44V49H42ZM49 50V49H48ZM57 50V49H56ZM64 50V49H63ZM66 50V49H65ZM70 50V49H69ZM83 50H84V48H83ZM86 50H88V49H86ZM92 50V49H91ZM105 50V49H104ZM123 50V49H122ZM139 50V49H138ZM137 50V51H138ZM143 50V49H142ZM141 50V51H142ZM148 50V51H149ZM200 50V49H199ZM206 50V49H205ZM219 50L220 49H218L217 51L219 52ZM223 50V49H222ZM2 51V50H1ZM22 51V50H21ZM32 51V50H31ZM50 51V50H49ZM53 50L51 49V52H52ZM82 51V50H81ZM80 51V52H81ZM102 51V50H101ZM106 51V50H105ZM125 51H126V48H125ZM132 51V50H131ZM144 51V50H143ZM146 51V50H145ZM144 51V52H145ZM147 51V52H148ZM193 51V50H192ZM211 51V50H210ZM225 51H227V50H225ZM5 52V51H4ZM32 52H34V51H32ZM44 52V51H43ZM60 52V51H59ZM75 52V54H77L78 52H77V49L74 51ZM74 52H73V54H74ZM77 52V53H76ZM84 52H85V50H84ZM84 52H83V54H84ZM88 52V51H87ZM98 52V51H97ZM107 52H109V53H107V54H110V52L111 51H108L107 50ZM130 52V51H129ZM147 52H145L146 54H148ZM172 52V51H171ZM199 52V51H198ZM216 51H214V53H215ZM16 53H18L17 55H16ZM35 53V52H34ZM46 53H48V51L46 52ZM55 53V52H54ZM64 53H65V51H64ZM70 53V52H69ZM89 53V52H88ZM91 53V52H90ZM100 53V52H99ZM117 53H118V51H117ZM132 53V52H131ZM134 53H135V51H134ZM139 53H140V51H139ZM165 53V52H164ZM190 53H191V51H190ZM201 53H203V52H200V54ZM214 53H213V55H214ZM227 53H228V51H227ZM230 53V54H231ZM6 54V53H5ZM49 54V53H48ZM62 54V53H61ZM73 54H67V56L68 55H73ZM74 54V55H75ZM81 53H79V55H80ZM82 54V55H83ZM87 54V53H86ZM103 54V53H102ZM136 54V53H135ZM150 54V53H149ZM160 54H161V56H160ZM173 54V53H172ZM185 54H187L188 55V53H185ZM184 54V55H185ZM194 55V56H191V55ZM204 55H205V53H203ZM203 54H201L200 55V57L199 56H197V53H195V52H192L191 54H189V56H187V59H188V57H189V60H190V58L192 59V61H193V59H194V61H193V63H198V62H200L201 63V61H204L205 62V64L208 62V63H210L209 65L211 66H214L215 65V63H213V62H216L218 59L216 58L218 55V57L221 59V57L223 56L222 55V53H221V50H220V53L217 55V56H214V57H212V55H211V57H208V56H204ZM27 55H28V53H27ZM36 55H38V54H36ZM41 55V54H40ZM39 55V56H40ZM47 55V54H46ZM53 55V54H52ZM65 55V54H64ZM92 55H93V53H92ZM97 55V54H96ZM100 55V54H99ZM111 55V54H110ZM116 55V54H115ZM120 55H123V53L122 54H120ZM128 56H129V54H127ZM133 55V54H132ZM136 55H138V53L136 54ZM167 55H169V54H167ZM199 55V54H198ZM216 55V54H215ZM29 56H33V55H29ZM28 56V57H29ZM59 56H60V54H59ZM63 56V55H62ZM66 56V55H65ZM89 56V55H88ZM98 56V55H97ZM102 56V55H101ZM104 56H106V55H104ZM112 56V55H111ZM111 56L109 57V58H111ZM124 56V55H123ZM127 56V58H129ZM135 56V55H134ZM134 56H133V58H134ZM142 56V55H141ZM148 56V55H147ZM177 56V55H176ZM225 56V55H224ZM28 57H26V60H27V62L30 60ZM42 57V56H41ZM44 57V56H43ZM77 57H79V56H77ZM82 57V56H81ZM85 57V56H84ZM90 57V56H89ZM93 57V56H92ZM99 57V56H98ZM108 57V55L106 56V58ZM120 57V56H119ZM122 57V56H121ZM120 57V58H121ZM151 57H152V55H151ZM150 57V58H151ZM173 57V56H172ZM179 57V56H178ZM185 57V59H186V56H184ZM204 57H206V59L204 58ZM226 57V56H225ZM10 58V57H9ZM17 58H18V60H17ZM29 60H28V59ZM53 58H54V56H53ZM63 58H64V56H63ZM70 58V57H69ZM73 58V57H72ZM91 58V57H90ZM95 58V57H94ZM102 58H103V56H102ZM105 58V57H104ZM113 58V57H112ZM116 58H117V56H116ZM132 57L130 58V59H133ZM141 57L139 56V59H140ZM150 58H148V59H150ZM153 58V57H152ZM176 58V57H175ZM224 58V57H223ZM229 58V57H228ZM7 59V58H6ZM36 59V58H35ZM39 59V58H38ZM58 59V58H57ZM60 59V58H59ZM62 59V58H61ZM65 59V58H64ZM80 59V58H79ZM93 59V58H92ZM95 59H98V58H95ZM94 59V60H95ZM100 59V58H99ZM115 59V58H114ZM148 59H146V60H144V58L142 59L141 58V62L143 63V62H145V61H148ZM163 59H165V58H163ZM181 59H184V58H181ZM184 59V61H186ZM219 59V61H221V62H216V64L217 63H219L218 64V66H220V64L223 66V67H219L220 69H224L226 72H228V75H230V76H227L228 78L230 77L231 79V81H234V82H232V83H234V85L235 86H233V84L231 85V84H229L228 85V83L229 82H231V81H229V80H227V77L226 78H224V74L222 73V74H213L214 76L216 75V77H215V79H214V81H212L211 79H212V77H211V81L212 82H214V85H213V87L212 88H219L220 89V94L222 95H225V93H226V95L225 96H223L222 95V97L221 98H219L221 95L219 94H217V92H219V90H217V92H216V90H214V89H211L210 88V86L211 85H209L210 83V81H209V79L208 80H205V81H208V82H206L207 83V86L209 87V89H211L212 90V92H209V94L211 93L212 94V96L210 95V97L207 95V86L205 85V81H203V80H201V79H203V77L202 76H204V77H206V79H207V75H209V74H212V72L213 71H211V72H209V74H207L206 73V76L205 75H202L201 76V74L202 73H204V72H206V71H204V72H201L202 70H200L197 66V68L199 69V72L197 71L198 69L196 68V74L198 75V73H200V76H198L197 78H199L200 80V82H204V83H202V85L204 86L205 85V87H207V88H205V87H203L202 85H201V83L200 82H198V84L199 85H197V86H202L203 88H205V89H207V90H205V89H203V91H202V93H203V95H205L204 93H206V95H207V98H205L204 96V98L207 100L208 98V100L207 101H205V102H203V100H205L202 96L200 97V98H196L197 96L199 97V93L197 94V96L195 97V95H196V92H198V90L199 91H201L199 88L201 87H199V88H197L198 90L195 92V95L193 94V96L198 100V102H199V99L201 100L200 101V104L198 103L197 105H198V107L196 106V109H194V107H192V106H195L196 104H193L192 106H190V105H188V106H190V107H188L189 109L192 107L193 109H194V111L193 112H191L190 110H187V111H190L189 112V114L186 112V110L185 111H182L184 108L182 107V105L180 104V106H179V104H178V106L179 107H177V108H182V110H180V109H175V107L177 106V104H175V105H172V106H175L174 108H171V110H174V112H175V114H176V119L175 118H173V115H172V117H171V119H174L175 120V122H176V120H178L176 123H173V120L172 121H170L171 119H170V116L168 115V114H165V115H167V117L166 116H164V118H166V119H164V121H162V123L163 122H165V124L166 125H168V128H170L169 129V134H168V136L166 135V134H164L165 132V130H163V136H167V137H169V138H172V139H174V141L175 142H177L176 144L178 145V148H177V146H176V151H175V153H176V158H175V160L178 162V160L180 161V159L178 158V157H181L180 156V154H182V153H185L184 151L187 149V151H186V153L188 154V155H183L184 157H185V160L184 159H181V163H177V165L175 166L176 167V169H178V170H176V171H180V170H182V172L180 171V173L182 174L183 173V176L185 177V180L183 181L182 179V182H188L189 184H192V185H194V186H192V192H193V189L195 188V190H197L198 191V196H195L196 195V193H193L194 195H191V196H193V197H197V198H199L202 194L204 195V192H205V189L207 188H209V187H206L207 186V182H209V180H211V182L213 181V182H215V181H217L216 183H214V184H217L218 185V189H219V185H221V186H223L224 184H227V185H225L226 187L228 186H230L231 184H232V186L234 187V185L233 184H235V182H238L239 184H235L236 186H235V188L237 189V191H241V193H239V192H235V189H234V191L233 192H235L236 194H238L239 196H240V194H241V196H243L244 197V195L246 194L245 193V191H252V189H250L249 190V188H253L255 185H256V181H259L260 180V183H262V185L264 186V170H263V168H264V103L263 104H258L257 102H259V100H258V98H256V97H258V95L256 96V94L258 93H255L254 94V90H256V91H260V93H259V95L261 94V90L264 88V85H263V88L261 87V85H260V80L261 79H259V81H257L256 82V79H255V76H253L254 78H252V77H249V76H252V75H250L249 74V76H247L246 74L249 72V71H255V70H253L251 67H249V68H247V66H246V68H245V70H244V72H246V71H248L247 73H245V75H243L242 73H239V75L240 74H242L241 76H239V75H237V72H235V73H232V74H229V73H231V71L229 70V69H225V68H230V69H232V67L231 66H233V63L235 62L233 59H232V57H231V60H228V59H226V63L225 62H222V59L220 60ZM26 60H25V58H24V61L26 62ZM40 60V59H39ZM43 60V59H42ZM76 60V59H75ZM85 60V59H84ZM83 60V61H84ZM88 60V59H87ZM86 60V61H87ZM90 60V61H89ZM88 61L93 65V64H95V65H97L96 63H94L93 62V60H91V59H89ZM102 60V59H101ZM111 60H113V59H111ZM134 60V59H133ZM144 60V61H143ZM156 60V59H155ZM228 60V61H227ZM4 61H5V59H4ZM8 61V60H7ZM31 61V60H30ZM33 62H34V60H32ZM52 61V60H51ZM53 61H56V60H53ZM67 61V60H66ZM65 61V62H66ZM80 60H78V62H79ZM83 61H81V62H83ZM96 61V60H95ZM99 61V60H98ZM97 61V62H98ZM116 61H117V59H116ZM115 61V62H116ZM178 61V60H177ZM225 61V60H224ZM230 61V62H229ZM64 62V63H65ZM71 62V61H70ZM100 62V61H99ZM118 62V61H117ZM130 62V61H129ZM134 62V61H133ZM157 62V61H156ZM174 62V61H173ZM204 62H202V64L204 63ZM0 63H2L1 62V59H0ZM40 63V62H39ZM69 63V62H68ZM103 63H105V62H103ZM140 63V62H139ZM152 63H154V62H152ZM165 63H166V61H165ZM176 63V62H175ZM214 65H213V64ZM236 63V62H235ZM2 64H4V63H2ZM29 64H30V62H29ZM36 64H37V62H36ZM41 64V63H40ZM50 64V63H49ZM49 64H47V65H49ZM79 64V63H78ZM78 64H77V66H78ZM87 64V63H86ZM90 64V65H91ZM125 64V63H124ZM129 64V63H128ZM133 64V63H132ZM131 63H130V65L129 66H131L132 65ZM135 64V63H134ZM141 64V63H140ZM140 64H139V66H140ZM147 64V63H146ZM158 64V63H157ZM177 64V63H176ZM189 64V63H188ZM195 64H194V66H195ZM199 64V63H198ZM1 65V64H0ZM6 65V64H5ZM55 65V64H54ZM61 65V64H60ZM75 65V64H74ZM92 65H91V67H92ZM95 65H94V67H95ZM104 65H106V64H104ZM120 65H121V63H120ZM142 65V67H143V69H145V70H143V69H140V68H142L141 66H140V68L138 69V71L139 70H141L140 72L142 73V75L143 76H145V81L147 82L148 81V84L147 83H145V84H147V86L148 85H150L151 86V88L153 89V91H155L156 93H158V95H160V96H162L163 97V94H161L160 93V90H161V84H163V85H165L162 81H160V80H162L161 78H158V77H156V78H158L159 79V81L161 82V84H160V82L159 83H157L156 81L158 80H156V78L154 79V77L152 78V77H150L149 75V69L150 68H148L147 66V70L148 71H146V68H144L145 67V64L143 65V64H141ZM165 65V64H164ZM181 65V64H180ZM208 65V66H209ZM237 65V64H236ZM235 65V66H236ZM35 66V65H34ZM56 66V65H55ZM54 66V67H55ZM59 66V65H58ZM67 66H70V65H67ZM67 66H66V68H67ZM83 66V65H82ZM86 66V65H85ZM98 66V65H97ZM124 66H126V64L124 65ZM138 65H136V67H139ZM157 66V65H156ZM155 66V67H156ZM167 67H168V65H166ZM183 66V65H182ZM185 66V65H184ZM194 66H193V64H192V67L191 68H189V71H190V69H195L194 68ZM202 66V69L204 68V66L206 67L207 65H201ZM207 66V67H208ZM208 67V69H207V71L209 70V68H211V67ZM216 66V65H215ZM214 66V67H215ZM217 66V67H218ZM1 68H3V66H0ZM90 67V66H89ZM90 67V68H91ZM101 67H102V65H101ZM114 67H116V66H114ZM136 67H135V70H137L136 69ZM165 67V66H164ZM186 67V66H185ZM188 67V66H187ZM199 67H200V65H199ZM206 67V68H207ZM225 67V68H224ZM240 67V66H239ZM25 68H26V66H25ZM28 68V67H27ZM37 68H38V65H37ZM40 68V67H39ZM52 68V67H51ZM69 68V67H68ZM75 68V67H74ZM100 68V67H99ZM177 68V67H176ZM206 68H204L205 70H206ZM234 68V67H233ZM7 69L5 70V72L7 71ZM43 69V68H42ZM46 69V68H45ZM58 69V68H57ZM57 69H54V74L56 75V70ZM77 69V68H76ZM75 69V70H76ZM80 69V68H79ZM87 69H89V68H87ZM96 69H98V67H96ZM106 69V68H105ZM119 69H121V68H119ZM132 69H134V66L132 65ZM131 69V70H132ZM179 69V68H178ZM217 68H215V72H217V70H216ZM2 71H4L3 69H1ZM25 70V69H24ZM28 70V69H27ZM32 70V69H31ZM34 70V69H33ZM64 70V69H63ZM66 70V69H65ZM72 70V69H71ZM90 70V69H89ZM94 70V69H93ZM92 70V71H93ZM100 70H102V69H100ZM128 70V69H127ZM135 70H133L134 72H133V74H135V75H137V74H141V73H139L138 71H136V73H135ZM158 70V71H159ZM174 70H175V68H174ZM180 70V69H179ZM185 70H186V68H185ZM185 70L183 71V69L181 68V70L180 71H182L181 73L182 74H184L183 72H185ZM188 70V69H187ZM187 70H186V72H187ZM223 70V71H224ZM230 72H229V71ZM234 69H232V71H233ZM1 71V72H2ZM9 71H7V73L9 72ZM38 71V70H37ZM40 71H41V68H40ZM39 71V73H41ZM49 71V70H48ZM58 71V70H57ZM62 71V70H61ZM68 71V70H67ZM81 71V70H80ZM96 71H98V72H96L97 74L100 72L99 71V69L98 70H96ZM103 71V70H102ZM110 71H112L111 69H110ZM150 71H152L151 69H150ZM179 71V72H180ZM219 71H221V70H219ZM224 71V73H226ZM238 71V70H237ZM43 72H45V71H43ZM50 72H51V69H50ZM78 72V71H77ZM86 72H87V70H86ZM154 72V71H153ZM178 72V73H179ZM192 72V71H191ZM190 72V73H191ZM215 72H213V73H215ZM222 72V71H221ZM239 72H241V71H239ZM243 72V73H244ZM252 72H250V73H252ZM7 73H4V74H6L7 75ZM47 73V72H46ZM46 73H44V74H46ZM59 73H60V71H59ZM71 73V72H70ZM102 73V72H101ZM109 73V72H108ZM122 73H123V71H122ZM160 73V72H159ZM160 73V74H161ZM188 74H189V77H193V78H195V74L192 72L191 73V75H190V73L189 72H187ZM187 73H185V74H187ZM255 73V72H254ZM258 73V72H257ZM25 74V73H24ZM60 74H62V73H60ZM69 74V73H68ZM88 74H89V72H88ZM96 74V75H97ZM104 74V73H103ZM132 74V75H133ZM151 74L152 75H154V73H152L151 72ZM181 74V75H182ZM188 74L186 75L187 77H188ZM192 74H194V75H192ZM5 75V76H6ZM6 76V77H8V78H10V76ZM26 75V74H25ZM36 75H38V73L36 72ZM41 75H43V73L41 74ZM63 75V74H62ZM66 75V74H65ZM84 75H86V74H84ZM96 75H95V78H96ZM100 75V74H99ZM99 75H97V77L99 76ZM109 75H111V74H109ZM115 75V74H114ZM113 75V76H114ZM156 75V74H155ZM177 75V74H176ZM218 75V76H217ZM223 76V78H222V76ZM226 75V74H225ZM34 76V75H33ZM90 76V75H89ZM143 76H138V77H142L143 78ZM175 76V75H174ZM184 76V75H183ZM211 75H209V77H210ZM213 76V77H214ZM257 77H258V75H256ZM262 76V75H261ZM261 76H260V78H261ZM264 76V75H263ZM263 76H262V78H263ZM30 77H31V75H30ZM35 77V76H34ZM46 77V76H45ZM44 77V78H45ZM60 77V76H59ZM71 77V76H70ZM86 77H87V75H86ZM101 77V76H100ZM105 77V76H104ZM116 77L117 78H119L117 75H116ZM121 77V76H120ZM173 77V76H172ZM181 77V76H180ZM187 77H186V79H187ZM202 77V78H201ZM11 78V79H12ZM25 78V77H24ZM36 78V77H35ZM40 78H41V76H40ZM39 78V79H40ZM63 79H65L64 77H62ZM62 78L61 79H59L60 80V84H62L63 82H62ZM75 78V77H74ZM77 78V77H76ZM84 78V77H83ZM89 78V77H88ZM101 78H103V77H101ZM100 78V79H101ZM176 78V77H175ZM183 78H185V77H183ZM192 78V79H193ZM41 79H43V78H41ZM53 80V78H52V76H51V78H50V80ZM92 79V78H91ZM94 79V78H93ZM92 79V80H93ZM137 79V78H136ZM153 79L154 80H156V81H153ZM191 79V78H190ZM264 79V78H263ZM24 80V79H23ZM34 80V79H33ZM46 80V79H45ZM58 80V79H57ZM59 80L57 81V82H59ZM67 80H69V77H68V79ZM70 80H71V78H70ZM69 80V81H70ZM79 80H81V79H79ZM86 80L87 81H89L88 83H90L91 81H90V79L88 80L87 78H86ZM104 80V79H103ZM131 80V79H130ZM173 80V79H172ZM179 80V79H178ZM188 80V83H189V79H187ZM198 80V79H197ZM226 80H227V82H226ZM39 81V80H38ZM55 81V80H54ZM68 81V82H69ZM73 81V80H72ZM75 81V80H74ZM87 81H86V83H87ZM122 81V80H121ZM193 81V80H192ZM191 81V82H192ZM195 81H196V78H195ZM264 81V80H263ZM262 81V82H263ZM8 82H10L9 81V79H8ZM44 82V80L43 81H41V83H40V88H41V85H42V83ZM62 82V83H61ZM67 82V81H66ZM85 82V81H84ZM83 82V83H84ZM103 82V81H102ZM102 82H100L99 80L97 81V83L96 82H94V89H96L97 91H98V93H99V95H100V98L99 97H97V99H96V97H94L96 100H94V99H91L92 101H91V103H93V104H77V106H84L85 108H86V110H87V114L86 115H84V113H86V112H84L83 110H85V109H81L82 111H83V113H81V115H84V116H81V118H80V115H79V113L77 112V111H75L74 113H75V116H73L74 115V113H73V115L71 114V116L68 118V116L69 115H66V113H65V116H64V114L62 115V117H61V115H60V121H59V124L61 125H59V126H54V124H51L52 126H49V127H51L48 131L49 132H52V134H53V138L52 137H49V142H50V150H51V158H53L52 160L54 161V160H57V153H56V150H55V147L57 146V145H55V142L56 141H58L59 139V137L57 138L58 140H54L55 139V137H56V135H62V137H61V139H64L63 141H62V143H63V145H64V143H65V149H67V153H68V155H70V156H68V157H70V160H68L69 161V164H67L68 163V161H67V163H66V165H65V167H66V170H65V177H66V182L68 181V182H70V183H72V178H73V176L71 177V174L73 175V173H72V167L74 166H72V162L70 163V161H73L74 163L73 164H77V166H76V169H78V176H79V178H78V180L77 179H75V180H77V182L75 183V182H73L72 183V185L71 186H73V188H74V190L71 188H69L70 189V191H65L66 193H64L65 194V196H66V194L67 193H70L71 195H69L68 197V199L70 200V202H71V204L70 203H68V206H69V204H70V209H69V212H70V214H69V212H68V214L69 215H71V216H69V220H70V218L71 219H74L75 220V224L74 225H76V227H74V226H72L73 227V232H74V229H75V237H73L74 238V248H72V250L74 249V252H75V255L77 256V259H75L76 261L74 262V261H72L70 264H72L73 262L74 263H76V264H100V263H102V262H100L99 263V261H100V256H102V254L100 255V256H98V255H95L94 254V247H93V245H95V237H96V233H95V229H92L93 228V226H91V225H88L89 224V220H90V218H88L87 216V213L89 212L88 211V208L86 209V194H85V188H86V183H85V180H84V178L87 176L86 174H85V168H89V169H92V167L90 168V166H89V164L87 163V165L85 164L86 163V161L88 160V162L91 160V163H93L94 161H92V158L90 157V156H88V155H85V157H87L86 158V160H83V161H85V163H84V165H86L85 166V168H84V166H83V164L81 163V162H83V161H81L78 157H76V155H79V150H80V148H79V146H83V145H85L86 146V144H84L83 143V141H85L84 139H86V137H85V133L88 131V129L89 130H91L90 132H91V136H93V137H95L96 138V136H95V134H97V135H99L100 136V134L101 133H104L103 135H105L106 136V138L108 137L109 138V140H111L110 139V137L112 136V129H111V126L109 125V122H111L112 121V117H111V115L113 114V111H112V109L111 108H113V106L115 107V109H117L119 112H120V114L122 115L121 117H124L125 118V120L127 121V126H128V130H130V132L132 131L131 129L133 128H131V121L129 120L130 118H131V116L127 113L126 114V111L124 110V107H122L123 105L125 106L126 104H123L121 101L122 100H120V102L122 103H120V104H111L112 102L111 101H109V100H112L110 97H111V92H108L107 90H106V88H105V86L107 87V85L109 86V84L107 83V82H105L106 84H103ZM110 82V81H109ZM119 82V81H118ZM131 82V81H130ZM135 82V81H134ZM140 82V81H139ZM164 82H165V80H164ZM168 82V81H167ZM167 82H166V84H167ZM173 82V81H172ZM179 82H180V80H179ZM194 82V81H193ZM191 83L190 85H188V86H191V88L192 89H194L193 87H195L194 86V84L195 83H197V82H195V83ZM259 82V83H258ZM12 83V81H11V84H13ZM22 83V82H21ZM30 83V82H29ZM88 83H87V85H88ZM120 83H122V82H120ZM138 83V82H137ZM136 83V84H137ZM169 83V82H168ZM181 83V82H180ZM184 83H185V86H187L186 84H188V83H186V80L184 79ZM209 83V84H208ZM9 84V83H8ZM11 84H9V86L11 87ZM36 84V83H35ZM45 84H46V82H45ZM53 84H55V83H53ZM63 84H65V83H63ZM62 84V85H63ZM70 84V83H69ZM69 84H67L66 85V87L67 86H69ZM77 84H78V82H77ZM85 84V83H84ZM123 84V83H122ZM131 84V83H130ZM262 84V83H261ZM5 85V84H4ZM59 85V84H58ZM76 85V84H75ZM74 85V86H75ZM105 85V86H104ZM125 87L126 86H128V87H130L129 86V84L127 85H125V84H123ZM123 85H122V87H123ZM133 85V84H132ZM169 85H170V83H169ZM179 85V84H178ZM231 85V86H230ZM38 86V85H37ZM43 86H45L44 85V83H43V85H42V87ZM56 86V85H55ZM73 86V85H72ZM92 86V85H91ZM91 86H90V91L92 90H94L93 89V86H92V88H91ZM119 86V85H118ZM150 86H148V87H150ZM172 86V85H171ZM174 86V85H173ZM180 86H181V84H180ZM187 86V87H188ZM10 87H8V88H10ZM34 87V86H33ZM36 87V86H35ZM46 87V86H45ZM57 87H59V86H57ZM63 87H65L64 85H63ZM63 87H61V88H63ZM71 85L68 87V89L70 90L71 88H73V87H71ZM109 87H111V85L109 86ZM128 87H126V88H128ZM137 87V86H136ZM140 87V86H139ZM138 87V88H139ZM144 87V86H143ZM170 87V86H169ZM178 87V86H177ZM29 88V87H28ZM32 88V87H31ZM87 88V89H88ZM108 88V87H107ZM115 88V87H114ZM134 88V87H133ZM146 88V87H145ZM151 88H149L150 89V91H152L151 90ZM162 88H164V87H162ZM189 88V90L190 91H192L191 90V88L190 87H188ZM187 88V89H188ZM215 88V89H216ZM252 88V89H251ZM2 89H5V88H2ZM24 89V88H23ZM43 89V88H42ZM64 89H67V88H64ZM64 89H62V90H64ZM75 89H76V87H75ZM85 89V88H84ZM86 89V90H87ZM109 89V88H108ZM116 89V88H115ZM115 89L113 90V91H115ZM123 89V88H122ZM125 89V88H124ZM124 89H123V91H124ZM140 89H142V88H140ZM139 89V90H140ZM144 89V88H143ZM166 89V88H165ZM168 89H171V88H168ZM180 89H182V88H180ZM183 89H184V87H183ZM182 89V90H183ZM195 89H196V87H195ZM6 90V89H5ZM15 90V91H14ZM34 90V89H33ZM46 90V89H45ZM52 90V89H51ZM74 90V89H73ZM77 90H78V88H77ZM96 90H95V92H96ZM117 90V89H116ZM164 90V89H163ZM173 90H175V89H173ZM188 90V91H189ZM204 90L206 91V92H204ZM210 90V91H211ZM241 90H244L243 92H241ZM251 90H253V92H251ZM264 90V89H263ZM26 91V90H25ZM48 91V90H47ZM56 91V90H55ZM66 91V90H65ZM71 91V90H70ZM90 91H87V92H90ZM128 91V90H127ZM133 91H134V89H133ZM147 91V90H146ZM152 91V92H153ZM214 91V92H213ZM9 91H7V93H8ZM94 92V93H95ZM125 92V91H124ZM148 92V91H147ZM163 92V91H162ZM169 92H170V94H171V90H169ZM175 92V91H174ZM253 93L254 95V97L258 100H252V99H255V98H252L250 101H249V99H250V95H251V93ZM5 93V92H4ZM6 93V94H7ZM10 93V94H11ZM68 93V92H67ZM76 93H77V91H76ZM80 93H82V92H79V94ZM84 93V92H83ZM113 93V92H112ZM118 93V92H117ZM130 93V92H129ZM184 93H185V91H184ZM192 93H194V92H192ZM192 93H190V94H192ZM202 93H200V95H202ZM213 93H216V95H213ZM2 94H3V92H2ZM27 94V93H26ZM40 94V93H39ZM71 93H69V95H70ZM85 94V93H84ZM90 94V93H89ZM93 94V93H92ZM125 94V93H124ZM128 94V93H127ZM145 94V93H144ZM149 94V93H148ZM148 94H146V95H148ZM153 94H155L154 92H153ZM246 94H248L247 95V97L249 96V99H246L247 97H246ZM5 95V94H4ZM12 95H14V94H12ZM12 95L10 96V98L12 97ZM15 95H16V93H15ZM14 95V96H15ZM45 95V94H44ZM60 95V94H59ZM64 95V94H63ZM81 95V94H80ZM83 95V94H82ZM96 95H98V94H96ZM98 95V96H99ZM116 95V94H115ZM118 95H119V93H118ZM126 95V94H125ZM132 95V94H131ZM157 97H158V95L157 94H155ZM174 95V94H173ZM205 95V96H206ZM245 95V96H244ZM2 96V95H1ZM6 96V95H5ZM8 96V95H7ZM22 96V95H21ZM27 96V95H26ZM25 96V97H26ZM51 96V95H50ZM73 96H75V95H73ZM94 96H95V94H94ZM117 96V95H116ZM122 96H123V94H122ZM127 96V95H126ZM134 96V95H133ZM150 96V95H149ZM175 96V95H174ZM192 96V97H193ZM219 96V97H218ZM262 96H264V91H263V95L261 94V98H262ZM33 97V96H32ZM41 97H42V94H41ZM56 97V96H55ZM77 97V96H76ZM81 97V96H80ZM79 97V98H80ZM128 97V96H127ZM131 97V96H130ZM135 97H136V95H135ZM139 97V96H138ZM143 97V96H142ZM145 97H147V96H145ZM156 97V98H157ZM162 97H159V98H162ZM166 97V96H165ZM251 97H252V95H251ZM15 98V99H14ZM13 99L14 100H16V101H14V102H16V104L14 103L13 104V102H12V99H11V102H12V105L13 106H17L16 108H18V107H21V104H18V100H17V96H15ZM19 98H21V97H19ZM67 98V97H66ZM70 98V97H69ZM73 98V97H72ZM105 99V100H108L109 102H111V103H107V104H105V102H104V104H101V102H102V99ZM113 98H114V96H113ZM194 98V99H195ZM9 99V98H8ZM25 99V98H24ZM45 99V98H44ZM54 99V98H53ZM61 99V98H60ZM101 99V102H100V104H98L99 103V100ZM119 99V98H118ZM135 99V98H134ZM139 99V98H138ZM154 99V98H153ZM170 99V98H169ZM4 100V99H3ZM6 100H7V97H6ZM5 100V101H6ZM36 100V99H35ZM68 100V99H67ZM74 100V99H73ZM77 100V99H76ZM78 100H80V99H78ZM82 100H84V102H85V99H83L82 98ZM132 100V99H131ZM137 100V99H136ZM142 100V99H141ZM140 100V101H141ZM156 100V99H155ZM163 100V99H162ZM168 100V99H167ZM172 100V99H171ZM170 100V101H171ZM179 100V99H178ZM189 100V99H188ZM188 100H186V102L188 101ZM261 100V99H260ZM38 101H39V99H38ZM48 101V100H47ZM63 101V100H62ZM123 101H124V99H123ZM139 101V100H138ZM150 101V100H149ZM148 101V102H149ZM152 101H154V100H152ZM181 101V100H180ZM251 101H254V102H251ZM255 101H257V102H255ZM7 102V101H6ZM40 102V101H39ZM67 102V101H66ZM69 102V101H68ZM87 102H89L88 100H87ZM126 102V101H125ZM128 102V101H127ZM132 102V101H131ZM131 102H129V104H132ZM137 102V101H136ZM147 102V101H146ZM167 102H169V101H167ZM177 102V101H176ZM192 102V101H191ZM190 102V103H191ZM195 102H196V100H195ZM261 102H263V101H261ZM22 103V102H21ZM27 103V102H26ZM29 103V102H28ZM35 103V102H34ZM52 103V102H51ZM70 103V102H69ZM81 103V102H80ZM103 103V102H102ZM115 103H116V101H115ZM117 103H118V100H117ZM153 103H156V102H153ZM7 104V103H6ZM57 105H55L56 107H63L64 105H66V104H58V103H56ZM75 104V103H74ZM74 104H71V105H74ZM128 104V105H129ZM135 104V103H134ZM144 104V103H143ZM157 104V103H156ZM165 104V103H164ZM186 104V103H185ZM1 105V104H0ZM11 105V104H10ZM12 105H11V107H12ZM29 105V104H28ZM37 105H39L40 107H42L43 105L44 106H50V105H53V104H37ZM159 105V104H158ZM166 105V104H165ZM32 106V105H31ZM33 106H34V104H33ZM74 106H76V105H74ZM73 106V107H74ZM133 106V105H132ZM135 106H137V105H135ZM145 106V105H144ZM149 106V105H148ZM186 106H187V104H186ZM71 107V106H70ZM83 107V108H84ZM125 107H127V106H125ZM130 107V106H129ZM134 107V106H133ZM151 107V106H150ZM159 107H161V106H159ZM166 107H168V106H166ZM1 108V107H0ZM4 108V107H3ZM3 108H1V109H3ZM15 108V107H14ZM76 108V107H75ZM81 108V107H80ZM139 108V107H138ZM137 108V109H138ZM149 108V107H148ZM197 108H199V109H197ZM8 109H9V107H8ZM23 109H24V107H23ZM22 109V110H23ZM25 109H26V107H25ZM28 109V108H27ZM50 109V108H49ZM65 109V108H64ZM114 109V108H113ZM126 109V108H125ZM156 109H157V107H156ZM163 109H164V105H163ZM187 109V108H186ZM193 109H191V110H193ZM16 109H14V111H15ZM48 110V109H47ZM58 110V109H57ZM68 110V109H67ZM67 110H64V112L65 111H67ZM72 110V109H71ZM75 110V109H74ZM76 110H78V107H77V109ZM80 110V112H82ZM127 110V109H126ZM131 110V109H130ZM138 110H140V109H138ZM149 112H151L149 109H147ZM152 110H155V109H152ZM168 110V109H167ZM167 110H166V112H167ZM10 111V110H9ZM17 111V110H16ZM26 110H24V112H25ZM43 111V110H42ZM45 111H46V109H45ZM60 111V110H59ZM79 111V110H78ZM112 111V112H111ZM117 111V112H118ZM127 111H129V110H127ZM135 111H137V110H135ZM134 111V112H135ZM164 111V110H163ZM37 113L39 112V110L38 111H36ZM54 112V111H53ZM117 112H115V113H117ZM125 112V113H124ZM133 112V111H132ZM153 112V111H152ZM165 112V111H164ZM173 112V111H172ZM17 112H15V114H16ZM137 113V112H136ZM139 113H140V111H139ZM144 113H145V111H144ZM155 113V112H154ZM153 113V114H154ZM158 114H159V112H157ZM160 113H162L161 111H160ZM168 113H169V111H168ZM190 113H191V115H190ZM28 114V113H27ZM26 114V112H25V114H24V116H28ZM58 114V113H57ZM61 114V113H60ZM131 114V113H130ZM133 114V113H132ZM18 115V114H17ZM36 115V114H35ZM50 115H51V113H50ZM116 115V114H115ZM128 115L130 116V118L128 117ZM135 115V114H134ZM151 115V114H150ZM155 115H156V113H155ZM20 116V115H19ZM37 116V115H36ZM52 116V115H51ZM54 116V115H53ZM59 116V115H58ZM67 116V117H66ZM73 116V117H72ZM144 116V115H143ZM152 116H154V115H152ZM159 116H161V115H159ZM21 117V116H20ZM39 117H41V116H39ZM55 117V116H54ZM116 117V116H115ZM118 117H119V115H118ZM139 117V116H138ZM142 117V116H141ZM144 117H147V116H144ZM158 117V116H157ZM16 118V117H15ZM25 118V117H24ZM28 118V117H27ZM47 118V117H46ZM45 118V119H46ZM108 118L110 119V121L108 122ZM123 118V119H124ZM133 118V117H132ZM136 118V117H135ZM155 118V117H154ZM159 118V117H158ZM161 118H162V116H161ZM29 119H31V118H29ZM34 119V118H33ZM40 119V118H39ZM74 122H72V125H71V120ZM96 119L97 120H99V121H96ZM160 119V118H159ZM162 119V120H163ZM170 119V120H169ZM22 120V119H21ZM38 120V119H37ZM53 120H54V118H53ZM70 120V121H69ZM113 120L114 121H117V117H116V119L113 117ZM132 121H133V119H131ZM136 120H137V118H136ZM144 120V119H143ZM152 120V119H151ZM23 121V120H22ZM26 121V120H25ZM31 121V120H30ZM46 121H48V119L46 120ZM50 121V120H49ZM55 121V120H54ZM84 121V122H83ZM113 121V122H114ZM150 121V120H149ZM153 121V120H152ZM151 121V122H152ZM181 121H183V122H181ZM38 122V121H37ZM42 123H43V121H41ZM51 122V121H50ZM50 122H49V124H50ZM88 122H89V124H90V122L92 123V126L91 125H88ZM93 122H99V124H97V123H95V124H97L98 125V127H96V126H93ZM112 122V123H113ZM120 122V121H119ZM125 122V121H124ZM138 122H140V119H139V121ZM141 122H143L142 121V119H141ZM147 122V121H146ZM159 122V121H158ZM185 122V124H182V123H184ZM19 123V122H18ZM26 123H27V121H26ZM52 123V122H51ZM54 123V122H53ZM116 123V122H115ZM118 123V122H117ZM136 123V122H135ZM39 124V123H38ZM48 124V123H47ZM81 124V125H80ZM124 124V123H123ZM149 124H150V122H149ZM157 124V123H156ZM156 124H154V125H156ZM146 125V124H145ZM144 125V126H145ZM148 125V124H147ZM146 125V126H147ZM153 125V124H152ZM159 125H161V124H159ZM185 125V126H184ZM31 125H29V127H30ZM33 126V125H32ZM78 126H80L81 127V130H78L79 128H78ZM127 126H125V127H127ZM132 126H133V124H132ZM188 126V127H187ZM5 127H8V131H10V133H7L6 132V129H5ZM40 127V126H39ZM115 127V126H114ZM149 127H151V125L149 126ZM155 127H157V126H154V128ZM15 128H17V126L15 125V123H14V121H13V117H12V115H10V113L8 114V113H6L5 112V114L3 113H1V111H0V171H2L3 170V168L4 167H6L5 169H7V172H10V174H11V176H12V174H14V176H12L13 178H12V180H13V182H15L14 181V178L15 179H17V184L20 182V183H22V186L19 184L18 186L20 187V190H19V188H18V186H14L15 188L17 187L18 189L17 190H19V192L18 193H20V191H21V197H22V201L21 200H19V199H21L19 196V199H18V201H21V204L19 203V202H17V199L14 197V195H16V194H14L13 195V191H12V193H10V192H6V193H4V192H2V184L4 185V183L3 182H1L0 181V186L2 187H0V198H2V199H0V200H3V203L4 204H2V201L0 202L1 203V205L3 206H1V209L0 210H2L3 209V213H4V215L6 216V215H9V218L12 220V222H13V225H12V227H13V245L7 240V242H9L11 245V248H10V246H9V248L11 249L10 250V253H11V258H10V263L9 264H15V261H16V264H28L29 263V261L30 260H26V257H27V255H26V253H28V251L30 250L29 248H27L29 245H27L28 244V242H29V238H31L32 237V235H35L36 236V234L35 233H33L32 232V224L30 223L31 221L29 220L30 219V216L31 215H33V213H31L30 211L31 210H33L32 209V199H33V196H32V194H31V192H30V187H28V186H30V184H32V182L33 181H31L33 178L32 177H34V176H32L34 173H33V171H32V169L30 168L31 166L30 165H27V162H25V160L23 161L22 159V157H20V155L17 153V151H16V145H15V143H17V142H15ZM37 128V127H36ZM73 128H76V129H73ZM163 128V127H162ZM29 129H32V127L31 128H29ZM117 129H119V128H117ZM116 129V130H117ZM122 129V128H121ZM159 130L161 129L160 127L158 128ZM40 131H42L41 129H39ZM44 130V129H43ZM145 130V129H144ZM156 130V129H155ZM25 131V130H24ZM36 131V130H35ZM34 131V132H35ZM39 131V134H41V132ZM149 131H151V130H149ZM162 131V130H161ZM17 132V131H16ZM19 132V131H18ZM28 132V131H27ZM37 132V131H36ZM89 132V133H90ZM119 132V131H118ZM46 133V132H45ZM88 133V132H87ZM117 133V132H116ZM127 133V132H126ZM128 133H129V131H128ZM153 133V132H152ZM156 133H157V131H156ZM161 133V132H160ZM32 134H34V133H32ZM31 134V135H32ZM43 134H44V132H43ZM49 134V135H48ZM47 135L48 136H51L50 135V133H48ZM114 134V133H113ZM121 134H122V132H121ZM125 134V133H124ZM130 134V133H129ZM134 134V133H133ZM132 134V135H133ZM151 134V133H150ZM45 135V134H44ZM87 136H89L88 134H86ZM102 135V136H103ZM128 135V134H127ZM152 135V134H151ZM154 135V134H153ZM40 136H42V135H40ZM91 136H89V137H91ZM105 136H104V138H105ZM119 136V135H118ZM120 136H122V135H120ZM131 136V135H130ZM133 136H135V134L133 135ZM147 136V135H146ZM160 136V135H159ZM161 136H162V134H161ZM23 137V136H22ZM34 137V136H33ZM47 137V136H46ZM89 137H88V139H86L87 141L89 140ZM93 137H92V139H93ZM36 138H38L37 136H36ZM76 138V139H75ZM99 138V137H98ZM103 138V137H102ZM112 138V137H111ZM125 138V137H124ZM139 138V137H138ZM161 138V137H160ZM23 139V138H22ZM39 139H41V138H39ZM119 139V138H118ZM128 139V138H127ZM130 139V138H129ZM128 139V140H129ZM135 139V138H134ZM153 139V138H152ZM155 139V138H154ZM153 139V140H154ZM165 139V138H164ZM26 140H27V137H26ZM76 140V141H75ZM100 140V139H99ZM103 140V139H102ZM157 140V139H156ZM161 140H162V138H161ZM55 141V142H54ZM68 141V143H66ZM96 141V140H95ZM107 141H108V139H107ZM124 141V140H123ZM135 141V140H134ZM133 141V142H134ZM140 141L142 142V140L140 139ZM163 141V140H162ZM27 142V141H26ZM81 142V143H80ZM102 142V144H103V141H101ZM111 142H112V140H111ZM111 142H110V144H111ZM116 142V141H115ZM120 142V141H119ZM126 142V141H125ZM138 142V141H137ZM154 142V141H153ZM158 142V141H157ZM20 143V142H19ZM44 143V142H43ZM62 143H60V141L58 142V144H62ZM82 143H83V145H82ZM86 143H88V142H86ZM90 143V142H89ZM88 143V147H90L89 144ZM135 143V142H134ZM161 143V142H160ZM185 143V144H184ZM18 144V143H17ZM21 144V143H20ZM25 144V143H24ZM38 144V143H37ZM39 144H40V142H39ZM92 144V143H91ZM129 144H130V142H129ZM138 144V143H137ZM142 144H144L143 142H142ZM26 145V144H25ZM32 145V144H31ZM123 145V144H122ZM131 145V144H130ZM185 145V146H184ZM42 146V145H41ZM91 146H93V144L91 145ZM96 146V145H95ZM103 146V145H102ZM140 146V145H139ZM192 146L194 147H197L198 149H196L197 151V154L199 155V157L201 158V160H202V162L204 163V165L202 164V162H200L201 164H202V166H204L203 168L205 169H207V171H208V178H202L201 176V178L199 177V175H198V173L199 172H196L197 173V175L195 176L194 175V170L196 169V171H198L197 170V168H195V169H193L192 167H190L191 165L190 164H197V163H194V161L195 162H198L197 161V158H198V155H196L197 156V158H196V156H195V159H194V161H193V159L191 160L189 157L190 156H192L193 157V155H190L189 156V153H191V151H192V149H193V153H194V155H195V148H192ZM20 147V146H19ZM22 147H23V145H22ZM21 147V148H22ZM27 147V146H26ZM29 147V146H28ZM40 147V146H39ZM58 147V146H57ZM123 147V146H122ZM167 147V146H166ZM184 147H186V149L184 148ZM30 148V147H29ZM34 148V147H33ZM87 148V147H86ZM94 148H96V147H94ZM100 148V147H99ZM103 148V147H102ZM106 148H107V146H106ZM115 148H117V147H115ZM141 148V147H140ZM168 148V147H167ZM59 149H60V147H59ZM122 149V148H121ZM183 149H185L184 151H183ZM25 150V149H24ZM32 150V149H31ZM64 150V149H63ZM86 150V149H85ZM91 151H92V147H91V149H90ZM106 150V149H105ZM165 151L167 150V149H164ZM93 151H94V149H93ZM89 152V148H88V152L87 151H85V152H87V154H89V153H93L94 154V152H96V151H94V152ZM99 151H100V149H99ZM102 151V150H101ZM115 151V150H114ZM121 151V150H120ZM141 151V150H140ZM162 151V150H161ZM189 151V152H188ZM31 152V151H30ZM34 152H36V151H34ZM43 152H45V151H42L41 153H43ZM57 152H58V150H57ZM106 152V151H105ZM112 152V151H111ZM116 152V151H115ZM174 152V151H173ZM216 152H217V154H216ZM29 153V152H28ZM62 153V152H61ZM70 153V154H69ZM84 153V152H83ZM124 153V152H123ZM129 153V152H128ZM161 153V152H160ZM172 153V152H171ZM208 153H210L209 155H207ZM212 153V154H211ZM22 154V153H21ZM48 154V153H47ZM126 154V153H125ZM144 154V153H143ZM192 154V153H191ZM23 155V154H22ZM29 155V154H28ZM31 155V154H30ZM38 155V154H37ZM41 155V154H40ZM59 155H62V154H59ZM89 155H91L92 156V154H89ZM97 156V152H96V154H94L92 157H94V156ZM111 155V154H110ZM113 155V154H112ZM144 155H146V154H144ZM179 155V156H178ZM262 155V158H260V156ZM24 156V155H23ZM84 156V155H83ZM101 156V155H100ZM116 156V155H115ZM123 156V155H122ZM127 156V155H126ZM129 156V155H128ZM141 156V155H140ZM178 156V157H177ZM186 156H189V157H186ZM14 157H16V159L18 158V161H15L14 160ZM33 157V156H32ZM50 157V156H49ZM48 157V158H49ZM64 157V156H63ZM80 157H82V156H80ZM84 157V158H85ZM91 159H90V158ZM104 157V156H103ZM106 157V156H105ZM104 157V158H105ZM108 157V156H107ZM35 158V157H34ZM40 158V157H39ZM61 158V157H60ZM122 158H124V157H122ZM130 158V157H129ZM129 158H128V160H129ZM149 158V157H148ZM151 158V157H150ZM188 160H187V159ZM36 159V158H35ZM34 159V160H35ZM41 159V158H40ZM112 159V158H111ZM126 159V158H125ZM144 159V158H143ZM172 159H173V157H172ZM199 159V158H198ZM43 160V159H42ZM107 160V159H106ZM110 160V159H109ZM113 160V159H112ZM128 160H125V161H127L128 162ZM132 160V159H131ZM130 160V161H131ZM141 160H142V158H141ZM175 160H173V161H175ZM186 161L187 163V165L191 162V161H193V163H190L189 164V166H188V168H185V167H183V162L184 161ZM189 160H191L189 163H188V161ZM201 160H199V161H201ZM242 160H244L243 162H242ZM21 161V162H20ZM37 161V160H36ZM79 161H81V162H79ZM114 161V160H113ZM143 161V160H142ZM175 161V162H176ZM39 162V161H38ZM78 162V163H77ZM108 162H110V161H108ZM123 162H124V160H123ZM122 162V163H123ZM126 162V163H127ZM144 162V161H143ZM153 162V161H152ZM157 162V161H156ZM171 162V161H170ZM31 163V162H30ZM46 163H48V162H46ZM45 163V164H46ZM54 163V162H53ZM125 163V162H124ZM123 163V164H124ZM125 163V164H126ZM130 163H132V162H130ZM148 163V162H147ZM171 163H174V162H171ZM32 164H33V162H32ZM42 164V163H41ZM44 164V165H45ZM75 164V165H76ZM98 164V163H97ZM96 164V165H97ZM100 164V163H99ZM104 164V163H103ZM108 164V163H107ZM136 164V163H135ZM158 164H159V162H158ZM176 164V163H175ZM179 164V165H178ZM3 165H4V167H3ZM23 165V167H22V169H21V166ZM34 165H36V164H34ZM48 165V164H47ZM131 165V164H130ZM130 165H128V166H130ZM144 165V164H143ZM146 165V164H145ZM173 165V164H172ZM182 165V166H181ZM187 165H185V163H184V166H186L187 167ZM205 165H206V167H205ZM33 166V165H32ZM40 166V165H39ZM38 166V167H39ZM46 166V165H45ZM50 166V165H49ZM63 166V165H62ZM92 166V165H91ZM98 166V165H97ZM96 166V167H97ZM108 166V165H107ZM136 166H138V164L136 165ZM157 166V165H156ZM193 166V165H192ZM195 166V165H194ZM198 166H200L199 165V163H198ZM60 167V166H59ZM95 167V166H94ZM112 167V166H111ZM126 167V166H125ZM140 167V166H139ZM159 166H157V168H158ZM174 167V168H175ZM46 168V167H45ZM84 168V169H83ZM100 168V167H99ZM103 168H104V166H103ZM102 168V169H103ZM141 168H142V166H141ZM199 168V167H198ZM202 168V167H201ZM202 168V169H203ZM4 169V170H5ZM43 169V168H42ZM65 169V168H64ZM110 169V168H109ZM145 169V168H144ZM180 169V170H179ZM202 169H200V170H202ZM203 169V170H204ZM35 170H37V169H35ZM55 170V169H54ZM113 170H115L114 168H113ZM128 170V169H127ZM127 170H125V171H127ZM133 170V169H132ZM138 170V169H137ZM146 170V169H145ZM165 170V169H164ZM170 170H172V169H170ZM40 171V170H39ZM59 171H61L60 169H59ZM87 171V170H86ZM95 171V170H94ZM109 171V170H108ZM205 171V170H204ZM6 171H4V173H7ZM42 172V171H41ZM49 172V171H48ZM58 172V171H57ZM57 172H56V174H53L54 176L56 175L57 176ZM76 171H75V173H77ZM89 172V171H88ZM128 172V171H127ZM129 172H130V170H129ZM128 172V173H129ZM145 172V171H144ZM143 172V173H144ZM1 173V172H0ZM4 173L2 174V176L4 175ZM33 173V174H32ZM35 173H37V172H35ZM46 173V172H45ZM63 173H64V171H63ZM74 173V174H75ZM116 173V172H115ZM118 173V172H117ZM132 173H134V172H132ZM149 173H150V171H149ZM166 173V172H165ZM204 174H205V172H203ZM248 173H250V174H248ZM7 174H9V173H7ZM39 174V173H38ZM106 174V173H105ZM108 174V173H107ZM114 174V173H113ZM138 174V173H137ZM140 174H142V173H140ZM157 174V173H156ZM201 174H202V171H201ZM200 174V175H201ZM206 174H207V172H206ZM251 175V177H253V178H257L256 179V181L255 180H253V178H252V180H249L248 181V178H246L248 175ZM22 175H24L23 177H22ZM124 175H126L125 173H124ZM128 175V174H127ZM133 175V174H132ZM139 175V174H138ZM160 175V174H159ZM165 175V174H164ZM203 175V174H202ZM247 175V176H246ZM50 176V175H49ZM75 176H77V175H75ZM77 176V177H78ZM85 176V177H84ZM98 176H99V174H98ZM104 176V175H103ZM152 176V175H151ZM174 176H176V177H174V180L176 179V178H178V179H180V177L181 178H183V176H181V175H179V173L177 174H175ZM207 177V175H204V177ZM4 177H6V176H4ZM130 177V176H129ZM146 177V176H145ZM250 177V176H249ZM9 178V177H8ZM32 178V179H31ZM45 178H46V176H45ZM58 178V177H57ZM139 178V177H138ZM138 178H137V180H138ZM143 178V177H142ZM160 178V177H159ZM212 178V179H211ZM4 179V178H3ZM11 179V178H10ZM9 179V180H10ZM31 179V180H30ZM64 179V178H63ZM93 179H94V177H93ZM104 179V178H103ZM112 179V178H111ZM127 179V178H126ZM132 179V178H131ZM141 179V178H140ZM147 179V178H146ZM149 179V178H148ZM178 179H177V182H178ZM184 179V178H183ZM205 179H208L207 181L205 180ZM250 179V178H249ZM1 180V179H0ZM18 180H19V182H18ZM25 180V181H24ZM28 180H30L29 182H28ZM33 180H35V179H33ZM75 180H73V181H75ZM87 180V179H86ZM122 180V179H121ZM163 180V179H162ZM180 180V181H181ZM37 180H35L34 182H36ZM51 181V180H50ZM58 181H59V178H58ZM57 181V182H58ZM61 181V180H60ZM118 181V180H117ZM130 181V180H129ZM135 181V180H134ZM143 181V180H142ZM145 181V180H144ZM176 181V180H175ZM180 181H179V183H180ZM253 181H255L254 183H253V187H252V185H249V188H246V187H248V184L250 183V182H253ZM6 182V181H5ZM13 182H11V183H13ZM15 182V183H16ZM34 182H33V186H34V188H35V185H34ZM41 182V181H40ZM65 182V183H66ZM87 183H88V181H86ZM104 182V181H103ZM133 182V181H132ZM131 182V183H132ZM140 181H138V183H139ZM150 182V181H149ZM153 182V181H152ZM151 182V183H152ZM155 182H157V181H155ZM154 182V183H155ZM176 182V185L178 184ZM185 182V183H186ZM211 182H209V184L211 183ZM247 182H249L247 185H246V183ZM10 183V182H9ZM24 183V184H23ZM37 183V182H36ZM35 183V184H36ZM47 183H49V182H47ZM61 183V182H60ZM106 183V182H105ZM104 183V184H105ZM109 183H111V182H109ZM108 183V184H109ZM113 183V182H112ZM114 183H116V182H114ZM130 183V182H129ZM136 183H137V181H136ZM142 183V182H141ZM141 183H139V184H141ZM148 183V182H147ZM161 183V182H160ZM160 183H158V184H160ZM185 183H183V184H185ZM188 183H186V185H188V186H191V185H189ZM259 183V184H260ZM16 184V185H17ZM38 184V183H37ZM135 184V183H134ZM138 184V185H139ZM228 184H230V185H228ZM241 184V185H240ZM258 184V186L260 187V185ZM9 184H8V181H7V186H8ZM13 185V184H12ZM57 185H58V183H57ZM67 185V184H66ZM107 185V184H106ZM105 185V186H106ZM137 185V184H136ZM179 185V184H178ZM212 184H210V187H214V185H212ZM262 185H261V188L263 189L264 187H262ZM6 186V184H5V187L6 188H8ZM38 186V185H37ZM36 186V191L35 192H37V193H35V195H37L36 196V198H38L36 201H38V203L37 204H39V205H37V206H39V208H43L44 209V199H43V194H42V191L44 190H39V187H37ZM47 186V185H46ZM60 186V185H59ZM108 186V185H107ZM131 186H133V184L131 185ZM135 186V185H134ZM133 186V187H134ZM175 186V185H174ZM183 186V185H182ZM185 186V185H184ZM216 186V185H215ZM237 186H240L241 188H240V190H238L239 189V187L237 188ZM246 186V187H245ZM251 186V187H250ZM257 186V185H256ZM256 186L254 187V188H256ZM257 186V188L256 189H254V190H257L259 187ZM61 187H62V185H61ZM65 188H66V186H64ZM63 187V190L65 189ZM120 187H121V185H120ZM130 187V186H129ZM139 187V186H138ZM141 188H142V186H140ZM145 187V186H144ZM178 187V186H177ZM186 188H187V186H185ZM185 187H184V189H185ZM194 187V188H193ZM212 187V188H213ZM224 187V186H223ZM226 187H224L223 188V191L222 192H224L225 190L224 189H226ZM227 187V188H228ZM12 188H13V186H12ZM44 188V187H43ZM47 188V187H46ZM106 188V187H105ZM104 188V189H105ZM179 188V187H178ZM211 188V189H212ZM216 188V189H217ZM229 188H231V186L229 187ZM228 188V189H229ZM261 188H259V189H261ZM58 189V188H57ZM68 189V188H67ZM67 189H65V190H67ZM103 189V191H105ZM107 189V188H106ZM115 189V188H114ZM117 189V188H116ZM174 189V188H173ZM180 189V188H179ZM179 189H177L178 190V193H179ZM188 189H189V187H188ZM211 189H209L210 191H211ZM220 189H222L221 187H220ZM7 190V189H6ZM62 190V191H63ZM73 190V191H72ZM89 190V189H88ZM122 190V189H121ZM133 190V189H132ZM142 190H144V188L142 189ZM187 190V189H186ZM191 189H189L188 191H190ZM194 190V191H195ZM230 190H233V188H231ZM3 191H4V188H3ZM8 191H11L10 189L8 190ZM59 191V190H58ZM61 191V192H62ZM175 191V190H174ZM182 191H183V188H182ZM185 191V190H184ZM197 191H195V192H197ZM213 191H215V190H213ZM217 191V190H216ZM215 191V192H216ZM221 191V190H220ZM250 191V192H251ZM260 191H262V190H260ZM17 192V191H16ZM46 192V191H45ZM55 192H57V191H55ZM91 192V191H90ZM110 192H112V191H110ZM186 192V191H185ZM228 191H227V189H226V192H225V194H223L222 193V195H223V197H225V195H226V198H228V196L231 194L232 196H234V197H236L235 199H237V196H235V194L233 195L232 193H231V191H230V194L227 196V193ZM247 192V193H248ZM252 192H254V191H252ZM251 192V193H252ZM257 192H259V190H257ZM44 193V192H43ZM89 193V192H88ZM95 193V192H94ZM139 193V192H138ZM142 193V192H141ZM157 193H159V192H157ZM183 193V192H182ZM187 193V192H186ZM185 193V194H186ZM191 193V192H190ZM190 193H187V194H190ZM229 193V192H228ZM243 193V194H242ZM255 194V196H258L259 195V193H261V192H259V193H256V191L254 192ZM52 194V193H51ZM59 194V193H58ZM99 194H101V193H99ZM105 194V193H104ZM174 194H176V193H174ZM192 194V193H191ZM211 194V193H210ZM218 195H219V191H218V193H217ZM221 194V193H220ZM250 194V193H249ZM256 194H258V195H256ZM263 194H264V192H263ZM262 194V195H263ZM12 195V196H11ZM56 195V194H55ZM63 195V194H62ZM68 195V194H67ZM88 195V194H87ZM89 195H90V193H89ZM160 195V194H159ZM202 195V196H203ZM208 195V194H207ZM212 195V194H211ZM230 195V196H231ZM51 196V195H50ZM93 196V195H92ZM135 196V195H134ZM177 196H179L178 194H177ZM191 196H190V198H191ZM213 196H215L214 194H213ZM221 196V195H220ZM251 196H252V194H251ZM12 197H14L15 199H16V203L18 204H20L19 206L18 205H16V203H15V199L13 200V198ZM52 198H53V196H51ZM88 197V196H87ZM130 197V196H129ZM182 198L184 197V196H181ZM180 197V198H181ZM208 197V196H207ZM206 197V198H207ZM209 197H210V195H209ZM212 197V196H211ZM221 198L222 200V204H223V201L225 200L224 198ZM234 197H232V198H234ZM245 197H246V195H245ZM249 197V198H248ZM252 197H254V196H252ZM260 197V196H259ZM258 197V198H259ZM263 197H264V195H263ZM263 197H261V198H263ZM48 198V197H47ZM62 198V197H61ZM67 198V197H66ZM90 198V197H89ZM139 198V197H138ZM177 198H179V197H177ZM179 198V199H180ZM230 199H232L231 197H229ZM239 198V197H238ZM246 198H248V199H251L250 198V196H247ZM245 198V199H246ZM256 198V197H255ZM257 198V199H258ZM260 198V199H261ZM102 199V198H101ZM195 199V198H194ZM201 199V198H200ZM199 199V200H200ZM218 199H220L218 196H217V199H216V196H215V200L217 201ZM229 199V200H230ZM239 199H242V198H239ZM244 199V198H243ZM242 199V200H243ZM245 199H244V201H245ZM248 199H246L247 200V202H249V200ZM55 199H53V201H54ZM58 200V199H57ZM57 200H55V201H57ZM60 200V199H59ZM91 200H92V198H91ZM122 200V199H121ZM175 200V199H174ZM185 200V199H184ZM192 200V199H191ZM191 200H190V202H191ZM202 200H204V199H202ZM206 200V199H205ZM213 201V202H215L216 204L218 203V202H216V201ZM228 200V199H227ZM227 200H225V201H227ZM233 200V199H232ZM254 200V199H253ZM48 201V200H47ZM52 201V202H53ZM88 201H89V199H88ZM218 201H220V200H218ZM244 201H242L241 202V200L240 201H238V202H240L239 204L241 205V203H244ZM251 201V200H250ZM264 201V200H263ZM58 202V201H57ZM63 202H64V200H63ZM65 202H66V199H65ZM91 202V201H90ZM97 202V201H96ZM102 202V201H101ZM105 202V201H104ZM178 202V201H177ZM182 202H183V199H182ZM189 202V201H188ZM201 202V201H200ZM203 202V201H202ZM208 201H205V203L204 204H206ZM211 202H212V200H211ZM235 203H236V201H234ZM238 202H237V205H238ZM246 202V201H245ZM253 204H254V202H255V200L254 201H251ZM251 202H250V205H251ZM103 203V202H102ZM101 203V204H102ZM134 203H135V201H134ZM137 203V202H136ZM180 203V202H179ZM187 203V202H186ZM195 203V202H194ZM220 203V202H219ZM227 203H228V201H227ZM226 203V204H227ZM229 203H230V201H229ZM228 203V204H229ZM232 203V202H231ZM230 203V204H231ZM257 203V202H256ZM256 203H255V205H256ZM52 204V203H51ZM56 204V203H55ZM58 204V203H57ZM60 204H62V203H60ZM106 204V203H105ZM185 204V203H184ZM216 204H212V207L214 206V205H216ZM221 204V205H222ZM224 205L225 207L227 206V205ZM233 204V203H232ZM231 204V205H232ZM244 204H246V207L248 208V205H247V203H244ZM244 204H242V208H246V207H244L245 205ZM249 204V203H248ZM32 205V206H31ZM92 205V204H91ZM141 205V204H140ZM157 205V204H156ZM162 205H163V203H162ZM188 205V204H187ZM192 205V204H191ZM196 205H197V203H196ZM219 206H220V208H221V205L220 204H218ZM218 205H217V208H215L216 210H218L219 208H218ZM231 205L229 206V207H231ZM234 206H235V204H233ZM249 205V206H250ZM258 206H259V204H257ZM257 205H256V209H257ZM139 206V205H138ZM142 206V205H141ZM184 206V205H183ZM182 206V207H183ZM201 206V205H200ZM203 206V205H202ZM206 206V205H205ZM207 206H209V204H207ZM234 206H233V208H234ZM55 207V206H54ZM57 207V206H56ZM62 207V206H61ZM93 207V206H92ZM95 207V206H94ZM101 207V206H100ZM156 207V206H155ZM164 207V206H163ZM165 207H166V205H165ZM189 207L190 206H188V209H189ZM211 207V206H210ZM214 207H216V206H214ZM223 207V206H222ZM224 207V208H225ZM228 207V206H227ZM227 207L225 208V209H227ZM228 207V208H229ZM241 207H236L237 208V210H239V208H241ZM251 207V206H250ZM250 207H249V214L252 212H250V210H255V207H254V205H253V207H254V209H252L253 207H251V209H250ZM262 207V206H261ZM58 208V207H57ZM105 208V207H104ZM109 208V207H108ZM138 208H140V207H137V209ZM144 208V207H143ZM174 208V207H173ZM176 208V207H175ZM178 208V207H177ZM181 208V207H180ZM180 208L179 209H177V210H180ZM187 208V207H186ZM232 208V209H233ZM241 208V209H242ZM246 208V209H247ZM260 208V207H259ZM31 209V210H30ZM103 209V208H102ZM102 209H101V211H102ZM110 209V208H109ZM141 209V208H140ZM158 209V208H157ZM166 209V208H165ZM184 209V208H183ZM190 209H192V208H190ZM194 210H197L196 209V207L195 208H193ZM193 209H192V211H193ZM200 209H201V207H200ZM223 209V208H222ZM221 209V210H222ZM224 209V210H225ZM246 209H245V211H246ZM54 210H56V209H54ZM168 210V209H167ZM173 210V209H172ZM187 210V209H186ZM198 210H199V208H198ZM197 210V211H198ZM220 210V212H223V210L221 211ZM228 210V209H227ZM227 210H225L226 212H227ZM42 211V210H41ZM57 211V210H56ZM62 211V210H61ZM68 211V210H67ZM88 211V212H87ZM143 211V210H142ZM155 211V210H154ZM153 211V212H154ZM171 211V210H170ZM175 211V210H174ZM202 211V210H201ZM204 211V210H203ZM224 211V212H225ZM229 211H230V209H229ZM228 211V212H229ZM235 211V210H234ZM245 211L242 209V213H245ZM256 211H261V209L260 210H256ZM38 212L39 213H42V212H40L39 210H38ZM63 212V211H62ZM98 212V211H97ZM160 212V211H159ZM180 212H181V210H180ZM180 212L178 211V213L177 214H179V215H182V214H180ZM189 212V211H188ZM196 212V211H195ZM200 212V211H199ZM225 212V213H226ZM233 211H231V213H232ZM235 212H237V211H235ZM235 212H233L232 213V215L234 216V214H235ZM247 211H246V213H248ZM255 211H253V213H254ZM258 212V213H259ZM263 212V211H262ZM2 213V214H3ZM35 213V212H34ZM44 211H43V215H44ZM53 213H56L55 211L53 212ZM57 213H59V212H57ZM91 213H94L93 211L91 212ZM140 213V212H139ZM143 213V212H142ZM176 213V212H175ZM184 213V212H183ZM197 213V212H196ZM195 213V214H196ZM203 213V212H202ZM209 213H210V211H209ZM212 213V212H211ZM240 213V212H239ZM264 213V212H263ZM51 214V213H50ZM64 214V213H63ZM97 214V213H96ZM107 214V213H106ZM123 214V213H122ZM152 214V213H151ZM154 214H155V212H154ZM173 214V213H172ZM193 214H194V211H193ZM200 214V215H199ZM197 213V215H199L200 217L202 216V217H205L204 216V214L206 215V212L203 214V215H201V212L200 213ZM214 214V213H213ZM222 214V213H221ZM241 214V213H240ZM257 214V213H256ZM41 215V214H40ZM61 215H62V213H61ZM100 215V214H99ZM109 215V214H108ZM146 215V214H145ZM150 215V214H149ZM148 215V216H149ZM212 215V214H211ZM210 215V217H212ZM216 214H214L213 216H215ZM231 215V214H230ZM235 215H238V214H235ZM248 215V214H247ZM5 216H4V218H5ZM51 216H52V214H51ZM66 216V215H65ZM107 216V215H106ZM186 215L184 214V217H185ZM188 216H189V219L190 220H192L191 218H190V215H187L186 217L188 218ZM199 216H196V217H198V220L196 219V221L197 222H199ZM208 216V215H207ZM219 216H220V214H219ZM253 216H254V220H255V213L253 214ZM260 216V215H259ZM62 217V216H61ZM93 217V216H92ZM109 217V216H108ZM107 217V218H108ZM143 217H144V215H143ZM155 217V216H154ZM181 217V216H180ZM202 217H201V219H202ZM209 217V216H208ZM216 217H218V216H215V217H213L214 219L216 218ZM222 217V216H221ZM240 217V216H239ZM243 217V218H242ZM247 217V216H246ZM250 218H251V215L249 216ZM256 217H258V216H256ZM3 218V219H4ZM7 218V217H6ZM59 218V217H58ZM63 218H65V217H63ZM98 218V217H97ZM113 218V217H112ZM149 218V217H148ZM156 218V217H155ZM154 218V219H155ZM178 218H179V216H178ZM194 218H195V216H194ZM225 218V217H224ZM228 218V217H227ZM241 218L242 219H244V216H243V214H241ZM1 219V218H0ZM3 219H2V221H3ZM34 219V218H33ZM66 219V218H65ZM94 219V218H93ZM101 219H102V217H101ZM117 219V218H116ZM145 219V218H144ZM176 219V218H175ZM181 219H183V218H181ZM188 219V220H189ZM205 219H208V218H205ZM218 219H220L219 217H218ZM218 219H216V220H218ZM223 219V218H222ZM247 219H249L248 217H247ZM246 219V220H247ZM11 220H10V222H11ZM56 220V219H55ZM99 220V219H98ZM97 220V221H98ZM112 220V219H111ZM156 220V219H155ZM178 220H180V219H178ZM203 220V219H202ZM216 220L213 222V226H214V229L215 228H217V230L215 229V231L217 232L219 229H222L224 226L222 225V224H224V221H222V220H218V221H222L221 223L222 224H220V222L218 223V224H220V226H223V227H220L219 229H218V227L216 226V224L214 225V223H217L216 222ZM230 220H233V218L232 219H230ZM245 220V219H244ZM245 220V221H246ZM250 220V219H249ZM254 220H252V221H254ZM262 220H264V219H262ZM30 221V222H29ZM66 221V220H65ZM68 221V220H67ZM106 221V220H105ZM120 221V220H119ZM186 221V220H185ZM184 221V222H185ZM195 221V222H196ZM201 221V220H200ZM203 221H205V220H203ZM208 222H209V220H207ZM206 221V222H207ZM210 221H211V219H210ZM228 221V220H227ZM261 221V220H260ZM6 222V221H5ZM9 222V223H10ZM34 222V221H33ZM56 222H57V220H56ZM59 222V221H58ZM64 222V221H63ZM62 222V223H63ZM74 222V221H73ZM72 222V223H73ZM94 222V221H93ZM114 222H116V221H114ZM114 222H112V223H114ZM181 222H183V221H181ZM191 222V221H190ZM196 222V223H197ZM226 222V221H225ZM230 222V221H229ZM236 222V221H235ZM239 222V221H238ZM238 222H236V223H238ZM247 222V221H246ZM2 223V222H1ZM52 223V222H51ZM55 223V222H54ZM70 223V222H69ZM69 223H68V225H69ZM72 223H70V224H72ZM99 223V222H98ZM111 223V222H110ZM178 223V222H177ZM200 223H202V221L200 222ZM210 223V222H209ZM251 223V222H250ZM249 223V221H248V224H250ZM256 223V222H255ZM261 223H263V222H261ZM4 224H6V223H4ZM34 224H36L35 222H34ZM64 224V223H63ZM117 224V223H116ZM181 224V223H180ZM183 224V223H182ZM182 224H181V226H182ZM202 224H205V222L204 223H202ZM227 224H229V228H230V226H231V224H232V221H231V224L230 223H228L227 222ZM234 224V223H233ZM232 224V225H233ZM240 224V223H239ZM239 224H236V225H239ZM2 225H3V223H2ZM32 225V226H31ZM67 225V224H66ZM106 225V224H105ZM121 225V224H120ZM186 225V224H185ZM206 225V224H205ZM210 225V224H209ZM244 225V224H243ZM251 225V224H250ZM260 225V224H259ZM9 226V225H8ZM56 226V225H55ZM95 226V225H94ZM122 226V225H121ZM148 226V225H147ZM174 226V225H173ZM180 226V225H179ZM202 226V225H201ZM213 226H210V227H213ZM216 226V227H215ZM226 226V225H225ZM228 226V225H227ZM239 226H241V227H243L242 225H239ZM34 227H35V225H34ZM33 227V228H34ZM45 227H46V225H45ZM51 227V226H50ZM57 227V226H56ZM63 227V226H62ZM68 227V226H67ZM110 227H112V225L110 226ZM120 227V226H119ZM146 227V226H145ZM189 227V226H188ZM194 227V226H193ZM204 227V226H203ZM202 227V228H203ZM206 227H208L207 225H206ZM235 226L233 225V228H234ZM249 227H251V226H249ZM248 227V228H249ZM253 227H255V226H253ZM261 227V226H260ZM3 228V227H2ZM37 228V227H36ZM97 228H98V225H97ZM173 228H175V227H173ZM182 228V227H181ZM228 228V227H227ZM226 229V230H228V232H226L227 234L229 233L230 234V232H235L234 230L233 231H230L229 232V230L230 229ZM236 228H237V226H236ZM235 228V229H236ZM7 230H8V228H6ZM35 229V228H34ZM105 229V228H104ZM109 229V228H108ZM118 229V228H117ZM149 229V228H148ZM208 229H209V227H208ZM231 229H232V226H231ZM241 229V228H240ZM243 229V228H242ZM257 229V228H256ZM261 229V228H260ZM44 230V229H43ZM50 230V229H49ZM62 230V229H61ZM102 230V229H101ZM124 230V229H123ZM168 230H170L169 228H168ZM192 230H193V228H192ZM204 230V232H202V233H206V234H208V236H209V233L212 231L213 232V228H211V231L210 230H207V232L208 231H210V232H206L205 231V228L203 229ZM223 230H224V232H225V229L223 228ZM238 230V229H237ZM245 230V229H244ZM255 230V229H254ZM258 230H259V227H258ZM51 231H52V229H51ZM108 231H110V230H108ZM148 231V230H147ZM194 231V230H193ZM196 231V230H195ZM222 231V230H221ZM220 230H219V232H221ZM239 231V230H238ZM5 232V231H4ZM46 232H47V229H46ZM46 232L44 231V233L43 234H45L44 236H46L47 238H44V240L46 241V244H47V246H48V248L51 250H49L50 252H52V260L51 261H53V264H67L68 262H69V259H68V262L65 260H63L65 257L64 256H62V254H60L58 251H57V249H54L52 246H51V244H50V241H49V236H48V232H47V234H46ZM60 232V231H59ZM149 232V231H148ZM150 232H151V230H150ZM176 232V231H175ZM180 232V231H179ZM215 232V233H216ZM219 232H217L218 234H215V237H219ZM253 233H255L254 231H252ZM252 232H251V234H252ZM1 233H2V231H1ZM55 233V232H54ZM53 233V234H54ZM197 233H200V232H197ZM214 233V232H213ZM222 234H223V231L221 232ZM238 232H236V234H237ZM241 232L239 231V233L238 234H240ZM244 234H245V231L243 232ZM260 233V232H259ZM264 233V232H263ZM262 233V234H263ZM6 234V233H5ZM108 234H109V232H108ZM107 234V235H108ZM129 234V233H128ZM172 234H174V233H172ZM201 234V233H200ZM205 234V235H206ZM226 234V235H227ZM228 234V235H229ZM236 234H234L235 235V237H236ZM242 234V233H241ZM261 234V233H260ZM259 234V235H260ZM4 235V234H3ZM2 234H1V236H3ZM55 235V234H54ZM60 235V234H59ZM178 235V234H177ZM177 235H176V237H177ZM214 236V234H211V236ZM217 235V236H216ZM234 235H233V237L232 238H234ZM254 235V234H253ZM264 235V234H263ZM9 236H11V234L9 235ZM31 236V237H30ZM41 236V235H40ZM66 236V235H65ZM103 236V235H102ZM151 236V235H150ZM202 236V235H201ZM204 236V235H203ZM224 236H225V234H224ZM232 236V235H231ZM230 236V237H231ZM237 236H239V235H237ZM245 236V235H244ZM54 238H55V236H53ZM71 236H69V238H70ZM210 237V236H209ZM226 237V236H225ZM228 237V236H227ZM240 237H242V235H240ZM239 237V238H240ZM248 236H246V238H247ZM251 237V236H250ZM259 237H261V236H259ZM4 238V237H3ZM2 238V239H3ZM38 238V237H37ZM64 238V237H63ZM110 238H112V237H110ZM150 238V237H149ZM178 238V237H177ZM207 238V237H206ZM211 238V237H210ZM238 238V237H237ZM243 238V237H242ZM254 238H257V237H254ZM98 239V238H97ZM102 239V238H101ZM112 239H114V238H112ZM203 239V238H202ZM212 239V238H211ZM258 239V238H257ZM263 239V238H262ZM9 240H10V237H9ZM51 240V239H50ZM216 240V239H215ZM230 240V239H229ZM234 240H236V239H234ZM244 241H245V239H243ZM248 240H251V239H247L246 241L247 242H249ZM2 241H4L5 242V240H2ZM67 241V240H66ZM73 241V240H72ZM111 241V240H110ZM113 241V240H112ZM147 241V240H146ZM149 241V240H148ZM233 241V240H232ZM239 241V240H238ZM241 241H242V239H241ZM258 241V240H257ZM1 242V241H0ZM32 242H33V240H32ZM36 242V241H35ZM97 242H99V241H97ZM107 242V241H106ZM222 242V241H221ZM220 242V243H221ZM237 242V241H236ZM235 242V243H236ZM1 243H3V242H1ZM8 243V244H9ZM31 243V242H30ZM38 243V242H37ZM70 243V242H69ZM209 243V242H208ZM220 243H219V245H220ZM243 243V242H242ZM255 243V242H254ZM253 243V244H254ZM4 244H6V243H4ZM8 244L6 245V246H8ZM99 244V243H98ZM114 244V243H113ZM41 245V244H40ZM71 245V244H70ZM108 245V244H107ZM112 245V244H111ZM150 245V244H149ZM152 245H153V243H152ZM223 245V244H222ZM222 245H220V246H222ZM233 245V244H232ZM252 245V244H251ZM255 245V244H254ZM36 246V245H35ZM38 246V245H37ZM65 246V245H64ZM98 246V245H97ZM100 246H102L101 244H100ZM151 246V245H150ZM227 245H225V247H226ZM257 246V245H256ZM103 247V246H102ZM118 247V246H117ZM116 247V248H117ZM214 247V246H213ZM217 247H218V245H217ZM233 247V246H232ZM235 247V246H234ZM249 247H250V245H249ZM259 247H261V244L259 243ZM259 247H257V248H259ZM3 248V247H2ZM43 248V247H42ZM59 248V247H58ZM109 248V247H108ZM111 248V247H110ZM222 248V247H221ZM231 248V247H230ZM104 249V248H103ZM106 249V248H105ZM104 249V250H105ZM119 249V248H118ZM214 249V248H213ZM220 249V248H219ZM264 249V248H263ZM263 249L261 250V251H263ZM39 250V249H38ZM47 250V249H46ZM99 250V248H97V251ZM112 250V249H111ZM209 250H210V248H209ZM217 250V249H216ZM257 250V249H256ZM260 250V249H259ZM2 251V250H1ZM36 251V250H35ZM64 251V250H63ZM96 251V252H97ZM108 251V250H107ZM220 251H221V249H220ZM219 251V252H220ZM225 251V250H224ZM229 251V250H228ZM233 251V250H232ZM7 252V251H6ZM34 252V251H33ZM152 252H153V250H152ZM152 252H150V253H152ZM218 252V253H219ZM98 253V252H97ZM108 253H110V252H108ZM112 253V252H111ZM226 253V252H225ZM229 253V252H228ZM261 253V252H260ZM3 254V253H2ZM7 254V253H6ZM29 254V253H28ZM32 254V253H31ZM34 254V253H33ZM39 254V253H38ZM69 254V253H68ZM227 254V253H226ZM263 254H264V252H263ZM30 255V254H29ZM72 255V254H71ZM108 256H109V254H107ZM215 255V254H214ZM223 255H224V253H223ZM223 255H221V256H223ZM261 255H262V253H261ZM8 256V255H7ZM10 256V255H9ZM16 256V257H15ZM34 256V255H33ZM33 256H32V258H33ZM42 256V255H41ZM67 256H69V255H67ZM73 256H74V254H73ZM114 256V255H113ZM150 256V255H149ZM216 256V255H215ZM219 256V255H218ZM30 257V256H29ZM29 257H27V258H29ZM36 257V256H35ZM40 257V256H39ZM70 257V256H69ZM31 258V257H30ZM42 258V257H41ZM40 258V259H41ZM49 258H50V256H49ZM48 258V259H49ZM72 258V257H71ZM105 258V257H104ZM109 258H111V257H109ZM3 259H5V258H3ZM43 259V258H42ZM67 259V258H66ZM99 259V260H98ZM113 259V258H112ZM115 259V258H114ZM224 259H226V258H224ZM34 260H36V259H34ZM107 260V259H106ZM116 260V259H115ZM38 261H40V260H38ZM50 261V260H49ZM226 261V260H225ZM227 261H229V260H227ZM6 262V261H5ZM32 262H33V260H32ZM41 262V261H40ZM45 262H46V260H45ZM113 262V261H112ZM121 262V261H120ZM35 262H33V264H34ZM48 263H50V262H48ZM115 263V262H114ZM119 263V262H118ZM136 263V262H135ZM142 263H143V261H142ZM214 263V262H213ZM232 263V262H231ZM230 263V264H231ZM8 264V263H7ZM52 264V263H51ZM69 264V263H68ZM116 264V263H115ZM220 264V263H219Z\"/></svg>",
    "mask_w": 264,
    "mask_h": 264
}]
</instances>
